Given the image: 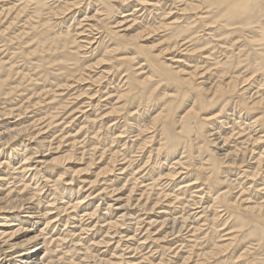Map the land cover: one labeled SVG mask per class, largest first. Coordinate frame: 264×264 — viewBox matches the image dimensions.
<instances>
[{
	"label": "rangeland",
	"instance_id": "obj_1",
	"mask_svg": "<svg viewBox=\"0 0 264 264\" xmlns=\"http://www.w3.org/2000/svg\"><path fill=\"white\" fill-rule=\"evenodd\" d=\"M32 1L31 0L30 1L29 0L28 1L27 0H0V14L2 15V16L0 15V24L4 25V26L0 25V27H1L0 32H2V33H0V35H1L0 36V38H1L0 42L2 43L0 45L1 46L4 45L3 46L4 51L1 50L2 47L0 46L1 47L0 48V53H1V55H0V61L1 62L0 63H2L4 65L7 64L8 68L9 67L13 68L15 65H16L15 67H17L16 68L17 70L14 67V69L17 71V73L14 70V71H12V74H11L12 79L14 81L16 80V82L12 81L13 84L10 83L12 80L11 79L9 81V84H7L8 86L6 85V87H5V90L7 93L10 92L9 90H11L12 86H13V88H16V89L12 91V93H11L12 95L11 94H9V95L4 94L5 96L7 95V97H9V98H6L4 95L0 96L1 97L0 109H4V108L11 109V108H13V109H17L19 111V109L21 108L22 110H25L26 111V113H24L25 116L23 114H22L23 115L22 117H17L14 115L15 118L11 117V118H9V121L10 122H21V121H23L24 124H28L30 122L31 123L35 122L36 124L40 123L37 125V127L40 130H42V132H45L44 135H46L48 141L52 142V145H53L52 147H54L56 145V143L58 142L57 145L61 144L60 150L63 151V152L60 151L61 154L62 153L64 154L66 151L67 152H69V151L74 152L76 157L80 158L81 160L78 159L74 162L72 161V163L65 162L64 164L59 165V166L55 165V164H50V163L45 164L47 162H45V161H44L45 163L43 161L41 162V160L39 161V159H41V157L45 154H48L47 157H51V156L55 155L53 153V152H55L54 149L51 151L52 153L51 152L48 153V151L45 149H42V151H41V149L37 148V146L35 145L36 142L31 143V144L29 143L30 147L28 146L29 148L27 147L28 148L27 150H26V148L23 149V147H22L21 148L22 151L20 150L19 152L21 155H24L23 153H28V152L33 153L34 152L33 156L35 159H33V162L31 164L32 165L34 164L33 167H36V169L33 171L38 173L37 177L36 176L34 177L33 175H31V172L24 174V172H22L21 169L19 171H18V169H16V171H15L14 168L21 166L20 165L21 163H19L18 158H16V159L13 158L12 159V163H13L12 165H14V166H13V168H12V165L9 166L12 169L9 168L7 165H4V164H2L0 167L3 170H5V171H3L0 169V172H1L0 177L2 176V177L7 179L5 182L3 181V183H2V181H0V190L2 191V189H4V191L5 190L8 191L9 189H14L12 191L13 193H16V192H21V194H27L28 193L27 197H29L30 193H32L33 190L37 189L36 193H37V197L39 200H34L33 202H35V203H33V205L39 204L40 211H42L43 213H46L47 216L50 217L49 220H52L51 221L52 224H50L51 226H48L47 229L45 231H43L44 232L43 237H45V235H46L45 238L48 237L47 239L53 240L48 245L50 248L47 252V255L49 256V259L47 258V261L50 260L49 264H59V263L60 264H109V263L110 264H117V263L118 264H125V263L126 264H188V263H190V264H193V263L194 264H201V263L202 264H207V263L208 264H213V263L214 264H216V263L217 264H264V239H260V236H258L257 233L252 232V231H255V227H254L255 225L251 222H248V220H246L248 222V224H246L245 226L241 225L240 222L238 221V219H235V217L232 215L231 209H229L219 199L215 200L216 197L224 198L226 196L225 198L228 200V202H230V200H232L230 204L233 205L232 207H234V210L237 211V209H238L237 212L242 214V216H244V214L247 212L246 211V207H247L246 203L248 202L247 199H250L249 200L250 204H256L257 203L259 205L260 204L264 205V191H263L264 190V187H263L264 186V162L261 163V164H263V166L261 165L258 167L257 160H256L260 154H261V157H264V136H263L264 135V132H263L264 131V106H263L264 104L261 106H257L255 110H250V111H248L247 109H245L241 105V100L246 99L247 98L246 96L248 94L250 96H252L251 99L254 97L253 98L254 100H257L259 98H264V71H261V70L255 71V68H253V66L254 67L256 66V63L253 60L255 57L254 51L256 48L258 49L259 46L249 44V41H248V38H251L252 36L257 35L259 25L264 24V12L261 14V17L259 18L260 20L258 19V22L254 23V25L256 24V26L253 27V25H252L253 28L249 27V28L242 31V30H238L239 25L236 24L234 26L232 25L228 29L219 30V29H217L218 24L213 23L214 24L213 25L210 22H202L201 18L206 17L207 15L204 14L206 11L205 5L204 4L201 5L200 2H196V3L199 4L198 6H200L201 8L199 7L196 11L194 10L192 12H191V10H187V12H186L185 11L186 2H189L190 0L189 1L188 0H176V1L175 0H171V1L170 0H162V1L161 0H149V1L148 0H138V1L137 0H132V1L127 0V2L122 1V3H121V0L120 1L112 0L113 4L115 3L114 7H116V5H117V8H116L117 13H115L113 15V17L109 20L110 26L112 28H114L113 26H115V25L119 26L118 24L120 22H123V23H120V26L125 24V26H128L130 28L129 32H130V34H132L133 32L135 33L136 31L139 32L142 30H146L147 28H150L151 26L158 27V25H160V22L165 23L167 27L162 28L161 30L157 31L156 33H152L151 35H149L151 38H149L147 40L148 41L147 43H149V44L150 43L151 44L152 43L153 44H160V46L158 47V50H157L158 53L161 51V49L168 48V46L171 43V46L173 47L172 50L167 52L168 54L166 53L165 55H163V57H161V59L164 60L165 58L169 59L171 57V59L177 61V62L168 61L169 63L174 64L173 66L179 67V68L183 67L184 70H186L185 71L186 73L196 72L197 74L195 75V78H194V81L196 84L200 83V85L204 86V83H205L204 87L207 88V86L210 87L211 85L215 84L216 80L218 82V80L220 79L218 72L224 68V67H221V65H223L222 63H224V62L230 63V65L229 64L227 65L228 68L226 67L227 69L225 70V72L227 71V75H226L227 77L226 78H228V75L229 76L231 75L234 77L235 76L239 77V78L241 77V81L246 80L245 82H241V84H239V88H240L239 90L240 91L237 92L231 98H229V101L226 103V106H225V110H224L225 115L224 116L220 112V109L223 106L215 107L212 109H207L205 111H200L198 113V114H200L198 116L199 117L198 120H199V122L201 121V123H203L205 125V127H207L206 129H209V131H211V130L217 131L219 129V132L222 131L221 132L222 137H226V138L230 137V139L232 138L231 139L232 141L230 139L228 140L230 142L227 143L228 144L227 145V151H233V150L236 151L237 149L241 148L243 150V152L244 151L247 152L250 149H254L255 154L253 153L252 157L256 156V158L254 160L252 159V161H251L252 157L250 154L248 155V152H247L246 158L250 161V163L247 162L248 160L245 158L246 162L243 164V166H242L243 168L237 167V166H231V165L229 166L227 164L222 165L221 169L223 171L220 170V173H218V175H217L221 179L220 182L223 183V186H222L221 183L214 182V181H211L212 183L211 182L209 183V181H207L205 179L208 175H210V171H209L208 167L211 165L212 161L208 160L209 157L207 156V153H205L204 151L201 152L202 158L200 157V155L198 157L199 152L197 154V151H198L197 145H194L192 148L193 152L196 150L194 153L192 152L194 154L191 156L192 158H189L190 155H188V153L186 154L187 157H184L185 153H183V152L177 153L176 152L175 154L177 157H175V154L174 155L171 154V156L165 160V157L167 155L165 147H164L165 142H166V140H165L166 135H165V132H163V130H161L162 122L161 121H159V122L153 121V123H151V121L159 113L162 112L165 114L164 111L167 109V107L169 105V101L173 100L176 97L173 100V102H176V101L179 102V99H181L184 96V94L183 95L179 94L178 90L175 88L174 85L173 86L168 85L166 87V83L162 79H160L158 76L157 77L152 76L153 79L155 78L154 79L155 82H153V79H152V80H149L150 81L149 83L151 85H153V84L154 85L151 86L148 84V86H150L152 89L154 87V90H151V91H153L152 92L153 96L150 95L149 98L152 99L155 97L154 101H156V103L154 101L148 102L146 104H151V105L148 107L145 106L146 108L144 107V104L140 106L138 103L139 98L134 97V94H133L134 92H130V86L128 85V82L126 81L125 73L123 71H121L124 74L123 75L121 72H119L120 71V69L118 68L119 64L116 65L117 61H118V63L120 61L118 58L122 59L123 57H133V56L136 57L137 56V58L133 57V61L135 63V68H138V71L140 73L139 75H141V76L151 75V73L149 72L150 68H148V63L145 60V57L143 56V54L139 53V55H138L137 50L135 48H133V46L130 44L124 46V49H125L124 51L118 50L116 54L113 53L114 55L112 54V55L106 56V59L107 58L108 59L104 60L102 62L104 64H102V63H100L101 65L97 64V62L105 54V48L106 47H108V48L118 47V45H117L118 40L112 41V39L106 35L107 33L105 34V33L100 32V31H102V28H100L101 27L100 23H99L100 24L99 25V24H97V22L96 23L93 22L96 24L95 26H93L92 21L91 20L88 21V19H86L87 16H92V14H94V12H95V14H97L96 15L97 17H100V18L102 17L101 19H104V20L106 19L105 16L108 14V12L105 10V8H104L105 6L103 4H101L100 1H97V0H94V1H92V0L91 1L79 0V1H81V3L79 5H77L76 8H78V9L72 8L71 9L72 11H70V13H69V11H66L67 13L66 14L64 13V16H63V13H61L60 15L59 14L57 15V14H54L53 12H51V10L54 8H55L54 10H56L57 6H59L60 3L63 2V0H60V2L58 0H45V1H47L48 4L55 6V7L53 8L52 6L48 5L49 10H47L48 7H46V9L43 11V14L41 16L36 15L34 13V8H35L34 4L38 0H35V1L32 0ZM129 1H131V2H129ZM139 1H141V2H139ZM152 1L154 2V4ZM158 1H160V2L158 3ZM82 2H84V3H82ZM144 2H147V4ZM18 3H20V4L22 3V4L20 5ZM28 3H30V6L31 7L33 6V7L31 8ZM150 3H152L153 5ZM31 4H33V5H31ZM94 4H95V6H94ZM137 4L141 5V6L139 7ZM96 5L100 6V7H97ZM132 5H133V7H132ZM158 5H160L158 7L159 11H157ZM24 7H25V10H23ZM127 7L129 9H127ZM142 7L144 8V10L142 9ZM146 7H148V8H146ZM180 7H181V9H180ZM135 8H137V10L138 9L139 10L136 11ZM140 8H141V10H140ZM96 9L99 10L98 13H96ZM101 10H103V11H101ZM27 11H30V12H27ZM119 11H120V13H118ZM122 11H123V13H121ZM175 11H177V12L175 13ZM51 13H52V15H51ZM75 13H76V15H75ZM84 13H86V14H84ZM198 13L201 15L199 16ZM47 14L49 16H47ZM149 14H152V15H149ZM154 14L156 15L157 19H155ZM24 15H25V17H24ZM43 15H45V16L43 17ZM84 15L85 16L87 15V16L85 17ZM14 16H15V18H13ZM36 16L41 17V18H38V17L36 18ZM50 16L51 17L55 16V17L50 19ZM111 16L109 15V17H111ZM158 16H159V19H158ZM6 17H7V21H5ZM20 17H23V18H20ZM199 18H200V20H199ZM20 19H22L23 21H21ZM78 19L81 20V22H79ZM116 19H118V20H116ZM39 20H42V21H39ZM125 20L127 23L125 22ZM130 20H132V21H130ZM165 20H166V22H165ZM205 20H208V19H205ZM32 21H34V22H32ZM35 21H36V23H35ZM62 21L66 24H64ZM90 21H91V26H90ZM174 21H177L176 26L170 27V24L173 23ZM39 22H41V23H39ZM56 22H59L58 24L60 25V27ZM34 23H35V25H33ZM37 23H38V25H37ZM61 23L63 24V26H61L62 25ZM102 23L105 24V22H102ZM145 23L146 24L148 23V24L146 25ZM10 24L13 26L11 27ZM29 24L32 26H30ZM76 24H78V25H76ZM83 24H84L85 28H83ZM153 24H155V25H153ZM21 25H22V27H20ZM179 25H183V26L189 25L192 27V31L189 32L188 34L187 33H176V29L178 28ZM17 26H19V27H17ZM23 26L24 27L27 26L26 28L32 27L34 30L33 29H26ZM80 26H81V28H80ZM116 26H115V28H116ZM58 27H59V29H58ZM90 27H92V28H90ZM95 27H96V29H93ZM11 28H14L15 30L11 29ZM18 28H20V29H18ZM21 28H23V29H21ZM53 28L55 30H53ZM117 28L115 30H118V29L121 30L120 28H118V29ZM134 28H136V29H134ZM36 29L39 31L42 29L41 31L44 33H47L50 31V32L54 33V35H56L58 33L60 34L62 30L64 33H67L69 31L72 36L75 35V37L78 38L77 43H79V45L81 44V48L77 43L71 44L73 46L72 48L70 47L71 45H68L69 51L72 50L71 52L77 51V48H78L79 49L78 51H80L79 56L81 57L79 61L71 60V61L67 62V64L69 65L68 68L70 67L67 70H70V74L72 73L71 75H68V76L64 75L63 73H65V70H62V72L60 73L61 70L59 69L58 66H54L53 62H50V64H47L46 65L47 67L44 68L42 66V62H41L40 57H35V58L31 59V57H32L31 55H28V56H30V57H28V56H25L22 54V49H25L26 51L29 52L32 49H34L35 44L37 46V40L34 39V33L37 31ZM64 29H65V31H64ZM88 29L90 30V32L88 31ZM3 30H5V31H3ZM18 30H23L24 32L21 31V32H23V33H21ZM226 30H228L229 33H227ZM224 31L227 34L224 33ZM238 31H240L241 33H239ZM50 32H49V34L51 35L52 33H50ZM210 32H212V33H210ZM237 32L239 34H237ZM121 33L123 34V31ZM242 33L245 34L246 36L243 35ZM7 34L9 37L7 36ZM11 34H13V35H11ZM19 34L22 37H20ZM82 34H83V36H82ZM104 34L107 37L102 36ZM249 34H251V35L249 36ZM17 35H19V36H17ZM54 35L52 34V36H54ZM236 35L238 38L236 37ZM6 36H7V38H6ZM10 36H12L13 39ZM216 36H218V37H216ZM230 36H231V39H230ZM79 37H81V38H79ZM166 37H168V38L166 39ZM179 37H181V39ZM188 37H190V38H188ZM14 38H15V40H14ZM102 38H104L103 39L104 41H102ZM11 39H12V41H11ZM19 39H20V41L21 40L22 41L21 42L18 41ZM168 39L172 40V41L170 43H167L166 40H168ZM16 40L18 41V43H16L17 42ZM99 40H101V41H99ZM183 40H185V41H183ZM78 41H80V42H78ZM176 41L179 44L176 45L175 44ZM226 41H228V42H226ZM10 42H14V44L12 43V45H10L11 44ZM97 42H99V43H97ZM216 42H217V44H216ZM7 43H10L9 46ZM49 43H50V41H49ZM144 43H146V42H144ZM220 43H222V44H220ZM15 44H16V47H15ZM183 44H184V46H183ZM215 44H216V46H215ZM97 45H99V46H97ZM110 45H111V47H110ZM225 45H226V47H225ZM95 46H97L98 48ZM175 46H177V48ZM4 47H6V48H4ZM129 47H130V49H129ZM183 47H185V48H183ZM132 48H133V50H132ZM10 49H11V51L8 52V50H10ZM129 50H130V52H129ZM188 50H189V52H188ZM223 50H224V52H222ZM100 52L102 54H100ZM127 52H128V54H126ZM8 53H9V55H8ZM96 53L99 54L98 57H100V58L96 57L97 56ZM44 54H46V53H43L42 55H44ZM5 55H7V56H5ZM42 55H39V56H42ZM200 55L202 57H203V55H205V56L202 58ZM113 56H115V58ZM206 56H208L209 59H207ZM217 57H218V59H217ZM10 58H11V60H6V59H10ZM61 58H63V57H61ZM95 58H97V59L95 60ZM113 60H115V62ZM94 61H96V62H94ZM213 61H214V63H213ZM8 63H9V65H8ZM85 63H86V65H84ZM21 65H22V67H20ZM110 65H111V67H109ZM7 66H6V68H7ZM73 67H74V69L79 71V74L76 70L73 69ZM115 67L118 69V70L116 69L117 71L115 70ZM42 68H43V70H42ZM80 69L81 70L83 69L82 71H84V72H82ZM103 69L106 71L104 72ZM122 69L123 68H121V70ZM49 70H51L52 72ZM57 70L59 71V75H57L58 74ZM26 72H27V74H26ZM28 72H29L30 76L28 75ZM101 72L102 73L104 72V74H102ZM214 72H216V73H214ZM15 73H16V75H15ZM31 74H33V75H31ZM46 74H48V75H46ZM62 74L65 78L63 76H61ZM66 74H68V73H66ZM100 74H101V77H100ZM13 75H15V76H13ZM23 75L25 76V78ZM102 75H104V76H102ZM55 76L56 77L58 76L57 79ZM71 76L74 77V80H73V77L71 78ZM81 76L83 78H81ZM202 76H204V77H202ZM17 77H18V79H21V77L24 78V79H21L23 82L21 80H17ZM37 78H39V79H37ZM62 78H64V81ZM82 79H85L84 82ZM88 79H90V80H88ZM156 79L157 80L159 79L158 81L160 82V84ZM24 80H25V82H27L26 84H25ZM40 80H42V81H40ZM55 80L57 81V86H55L56 85ZM45 81H46V83H45ZM58 81H60V82H58ZM21 82L23 83V85ZM151 82H153V84ZM202 82H204V83H202ZM15 83L18 85L14 86ZM43 84H44V86H43ZM64 84L66 85V87ZM68 84H69V86H68ZM157 84H159V85H157ZM10 85H12V86H10ZM19 86H21L22 88ZM169 86H171V87L169 88ZM8 87H10V88H8ZM26 87H27V89H29V91L27 89H25ZM126 87H128L129 89H127ZM71 89H72V91H71ZM171 89H173V90H171ZM155 90H156V92H155ZM21 91H23L24 94ZM172 91H174V92H172ZM19 92H20V94H19ZM33 92H34V94H33ZM36 92H38V93H36ZM44 92H46V93L44 94ZM175 92H177L178 94ZM251 92H254L253 93L254 95ZM30 93L33 94V96ZM14 94L17 95V97H15ZM35 94L37 96H35ZM24 95L26 97H23ZM121 95H123V96H121ZM174 95H175V97H174ZM249 95H248V98H250ZM10 96H12L13 98ZM31 96H32V98H31ZM34 96L36 97V99ZM119 96H121V97H119ZM146 97H148V96H146ZM20 98H21V101H24V102H21ZM53 99H54V101H53ZM27 100L29 103H27ZM165 100H166V102H165ZM5 101H8V104ZM42 101H43V103H42ZM133 101H135V102H133ZM187 101H189V102H187ZM187 101H185L183 103L182 107L178 108L177 115L175 117L176 120H179V118L182 117L186 113V111L192 106L193 101L191 100V98ZM16 103L17 104L19 103L18 104L19 109L16 108L18 106ZM34 103H36V104H34ZM40 104H41V106H40ZM134 104H135V106H134ZM13 105H14V107H13ZM25 105H26V107L23 108ZM33 105H34V107H33ZM61 105H63V106L60 107ZM131 105H132V107H131ZM116 106L118 107V109ZM139 107H140V109H139ZM228 107L231 109H229ZM113 108H116L117 112L112 113ZM89 109H90V111H89ZM16 111H15V114L18 113ZM25 111H22V112H25ZM131 111H133V112H131ZM42 112H45V113H42ZM128 112H131V114ZM236 112H238V113H236ZM47 114L49 115V117ZM232 114L234 115V117ZM211 115H213L215 117H220L222 115L223 117H221V119H224L225 123H227L225 126H223L224 128L223 127L218 128V126L220 124H218L219 120H216V118L213 121H209V122L205 121V117H209ZM230 115H231V117H230ZM131 116H132V118H131ZM43 117H45V118H43ZM91 117H92V119H91ZM232 117L236 118L235 121H233ZM38 118H40V120ZM254 118H260L261 120L258 124H255V126H252L251 122L254 120ZM25 119H27V120H25ZM32 119L34 121H32ZM221 119H220V121H221ZM149 120H151V121H149ZM92 121H96V122H92ZM247 121H249V122H247ZM145 122H147V123H145ZM148 122H149V124H148ZM137 123H140L141 127L136 126ZM206 123H207V125H206ZM228 123L230 125L231 124L232 125L230 126ZM216 124H217V126H216ZM228 126L230 127V129L228 128ZM135 127H137V128L135 129ZM255 127H256V129H255ZM179 128H180L179 123H177L175 126V129H177V131H178ZM214 128H215V130H214ZM46 129L47 130L51 129V131H47ZM130 129L133 131H131ZM227 130H229V131H227ZM127 131H129V132H127ZM161 131L163 132L162 134H161ZM233 131H235V132H233ZM136 132L137 133L140 132L141 134L137 135ZM46 133H48V134H46ZM228 134H229V136H228ZM162 135H164V136H162ZM241 135H242V137H241ZM257 136L263 137L260 140V142H258L256 144H252L251 141H247L249 138H251V139L254 137L258 138ZM49 138H50V140H49ZM138 138H140V139L142 138V140H140ZM245 139H247V140H245ZM138 140H140L141 142ZM164 140H165V142H163ZM162 142H163V144H162ZM154 144H155V146H154ZM142 146H145V147L143 148ZM138 147H140V148H138ZM213 148H212V146L210 147L211 150L218 151V148H216L215 146H213ZM142 149H143V151H142ZM159 149L161 150V152L159 151ZM46 151H47V153H46ZM157 152H158V154H157ZM218 152L221 153V151H218ZM180 154H183V156ZM239 154H240L239 158L241 159L244 155L241 152ZM3 155H4L3 153L0 155V157H1L0 161L5 163L6 160L4 157H6L7 155L5 154L6 156L4 155V157H3ZM194 156H196V158ZM157 157H158V159H157ZM171 157H172V159H171ZM179 157L182 158L180 160V162H182V164L176 162V160H178ZM93 158L95 159V164L90 168L89 171H81V173L80 172L77 173L76 170L84 168L87 165L85 163H88V161L93 159ZM187 158H188V160L190 159V161H188ZM197 158H200V159H197ZM150 159H152V160H150ZM196 159L198 160L197 162H196ZM242 159H244V157ZM185 160H187L188 162L186 163ZM154 161H156V162H154ZM157 162H159L158 165H156ZM193 162H196L197 164L196 163L193 164ZM198 162L200 163L199 165H198ZM202 162H206L204 164V166L201 165ZM251 162L253 164H251ZM163 163H164V165H163ZM175 163L177 164L176 166H175ZM246 163L248 165H246ZM152 164L154 166H152ZM155 165H156V167H155ZM106 166H109V167L115 166L113 168L114 169L113 172L107 173L105 175H101L100 177H98L97 176L98 171L101 168L106 167ZM226 166H228V167H226ZM245 166L246 167L250 166V168L249 167L246 168ZM153 167H155L156 169L159 168V170L158 169L155 170ZM182 167H184V168H182ZM206 167H207V169H206ZM193 168L195 170H193ZM122 169H125V170L122 171ZM245 169H247V170L245 171ZM257 169H259L260 174L256 177V179L254 181L255 184H253V181L248 179L246 174L250 173V171H252V170H257ZM225 171H228V172H225ZM247 171H249V172H247ZM18 172H21V173H18ZM120 172H123V173L121 174ZM159 172H162V174H163L162 177L159 178V180H158L159 186L156 185L155 188H152L153 181L155 179H158L157 177H159L158 176ZM163 172L164 173L167 172V174H169L170 172L173 174H176V178L175 177H173V178L165 177L164 178L166 173L164 174ZM188 172H190V175ZM191 172H192V174H191ZM239 172H241V173L239 174ZM4 173H6V174H4ZM14 173H15V176L13 175ZM186 173L188 175H186ZM193 173H194V175H193ZM19 174H24V176H20ZM183 174H185V175H183ZM17 175H18V177H17ZM226 175L228 176L229 181L231 178L229 176H232L231 181H233L232 179H238L239 180V178L241 180H239V181L237 180L238 185L237 184L233 185V183H235V182H232V183L227 182L228 180L225 177ZM13 176H14V178H13ZM42 176H43V178H41ZM188 176H190V177L186 178ZM58 177L59 178L61 177L60 181H59ZM194 177L195 178L199 177L200 180H196L197 183L194 185L187 186L188 184L196 182ZM18 178H20V180ZM185 179H186V181H184ZM262 179H263V181H262ZM171 180H173V181H171ZM10 181H11V183H10ZM248 181H251V182H248ZM23 182H24V184H23ZM134 182H137V183L135 184ZM164 182H165V184H164ZM185 182L187 183V185ZM206 182H207V184L209 183L208 186H210V184H211V186L214 188H211L210 190L207 189L208 187L207 186L205 187ZM14 183L15 184L17 183L18 185L17 184L13 185ZM68 183H70V184H68ZM147 183L149 184V187H148V185H146ZM224 183H225V185H224ZM93 184L96 186H94ZM124 184H125V186L127 185L126 186L127 188L124 187V190L122 191V195H124L123 197L130 195L131 189L133 187H135L134 185H138L135 188L136 190L134 189V191H133V193L134 192H136V193L132 194L134 199H138L142 195L143 192L145 193V191H146L145 189H147V191H146V194L144 195L145 197L143 196L141 198L142 202L148 201L147 204L150 206V205H153L155 203V199L160 198L159 202L161 204H159L157 206L158 208L156 207L153 212L156 213L157 211H159L160 208L162 209L164 207V209L167 210L166 213L169 216L170 215H172V216L169 217L166 213H163L160 216H162V215H164L162 217L166 216L167 218H169L171 220V223L173 222L172 220H175L176 224L178 223L177 227L181 228L180 233L182 232V234H177L179 232H177L175 235L168 234V232L171 231V229L169 227H171L170 225H172V224H169L168 226L162 227L163 229L158 224L157 225L161 229H159V227L157 225H154V226L148 225L147 222H149V219H150L149 217L150 216L155 217L154 213L149 212V210H148V212H146V211L136 209V212H135V209H133V210H131V212H133V211L135 212V213L133 212V215H134V217H133V215H129V214L127 215V213L130 210L117 209L118 204H116L117 203L116 198L121 193L118 194L115 192L113 194L112 191H113V189H115V187L119 188V187H122V185H124ZM184 184H185V186H184ZM1 185H4V186H1ZM24 185H27L28 187H27V190H22L23 191V193H22V191L19 189H23ZM132 185H133V187H132ZM144 185L147 187H145ZM160 185H163V186H160ZM108 186H109V188H108ZM233 186L234 187L236 186L235 187L236 189ZM187 187L191 188L190 191ZM238 187H239V189H237ZM81 188H83V189H81ZM140 188H142L143 191ZM150 188H152V189H150ZM154 189H155V191H151ZM227 189H229V190H227ZM95 190H97V191H95ZM192 190L194 191V193ZM207 190L212 191L214 194L212 192H210L209 196H208V194H206ZM215 190H217V192H215ZM243 190H247V191L245 193H243ZM7 191H5V192H7ZM108 191L111 192L112 195ZM169 191H171V192H169ZM148 192L150 193V195L148 194ZM176 192L179 193L178 196L180 198L177 196ZM256 192H257V194H256ZM162 193H163V195H162ZM181 193L184 195H182ZM188 194H189V196H188ZM201 194H203V195L201 196ZM56 195H58L59 198ZM158 195L160 197H158ZM162 196L166 197V198H164V197L162 198L163 203L161 202ZM243 196H245L247 199ZM136 197H138V198H136ZM200 197L201 198L204 197L202 204L194 205L193 202L198 203L200 201ZM240 197H243V198H240ZM79 199H84V200L81 201ZM191 199H192V201H191ZM256 199L259 201H257ZM152 200H154L153 201L154 203L150 202ZM241 200H244V201L241 202ZM183 201H185L186 204L188 203L187 206H186L185 202L182 203ZM189 201L191 202L192 207L194 206L193 208H191V206L189 205L190 204ZM262 201H263V203H262ZM77 202H78V204H77ZM135 203H136V200H135ZM75 204H77V206ZM109 204H112L113 207H109ZM208 204H210V207H208V209H207L206 207L208 206ZM202 205L204 206L203 208L199 207ZM216 205L219 207H217ZM107 206H108V208H107ZM167 206L168 207L170 206V207L168 208ZM188 206H189V208H188ZM223 206H224V208H223ZM235 206L238 208H235ZM239 206H241V207H239ZM55 207H57V208H55ZM59 208H60V210H59ZM67 209H68V211H66ZM109 209H110V211H109ZM56 210H57V212H56ZM93 211H94V213H93ZM71 212H72V214H71ZM59 214H60V216H59ZM68 214H70L71 217H70V215L68 216ZM89 214H91L92 216ZM86 215H87V217H86ZM123 215H125L124 216L125 218L122 217ZM202 215L203 216L206 215V216L203 217ZM90 216H91V218H90ZM128 216H130V217H128ZM183 216H186L187 218L183 217ZM246 216H244V217H246ZM176 217H179V219ZM57 218L59 220H57ZM60 218H63V219L60 220ZM112 218H113V220H110ZM172 218H174V219H172ZM180 218L183 220H180ZM189 218L192 219V222H191V219L188 221ZM105 219H106V221H105ZM124 219H125V221H124ZM55 220L58 222H56ZM110 221H112V222H110ZM116 221H118L119 223ZM179 221H180V223H179ZM42 222H43V220H41V223H39L36 226H33V222H31V221H29L25 224L27 226L29 225L28 227H30V228L33 227L31 229L38 230L39 228L42 229L45 227V225ZM113 222H114L115 226H114ZM137 222H139V223L137 224ZM189 222H191V223L189 224ZM60 223L65 224V226L63 224H62L63 225L62 226ZM96 223H98V224H96ZM55 224H57V225H55ZM250 224H251V226H250ZM52 225H53V227H52ZM188 225H190V226H188ZM193 225L195 228L192 227ZM97 226H99V227H97ZM180 226H183V227H180ZM0 227H4V225H0ZM184 227H186V228H184ZM190 227L193 228V231ZM5 228H8V227H5ZM182 228H183V230H182ZM196 228H197V230H196ZM60 229H61V231H60ZM189 229H190V232H189ZM67 230L69 233L67 232ZM199 230H200V232H199ZM54 235H56V236H54ZM77 235L79 236V238ZM188 235H190V236H188ZM68 236H70V238ZM131 236L134 238H132ZM145 236H147V237H145ZM176 236H179V237H176ZM59 237H61V239H59ZM103 237H105V238H103ZM122 237H124V238H122ZM135 237H137V238H135ZM143 238L146 242L143 241ZM172 238H174L175 240ZM57 239H58V241L56 242ZM75 239H76V241H73ZM59 240H61V242ZM126 240L127 241L129 240V241L127 242ZM195 240H197V241H195ZM101 242H102V244H101ZM123 243H125V244H123ZM129 243H131V244L134 243L135 245L134 244L131 245ZM195 243H196V245H195ZM116 245H118V246H116ZM120 245H121V247H120ZM223 245H224V247H223ZM128 247H130L129 248L130 250L128 249ZM131 247H133V248H131ZM54 248H55V250H54ZM136 248L138 251L136 250ZM215 248H217V249H215ZM126 249H128V250H126ZM49 251H51V252H49ZM132 251H134V252H132ZM173 252H175V253H173ZM194 252H196V253L199 252V253L195 254ZM203 252H205V253L203 254ZM211 252H213V254ZM209 253H211V255ZM55 255H57V256H55ZM197 255H198V258H197ZM194 256H196V257H194ZM51 257H53V258H51ZM59 257H60V259H59ZM78 258H80V259H78ZM190 258H191V260H189ZM51 259L52 260L54 259L53 263L51 262ZM55 259H57V260H55ZM70 261H71V263H70Z\"/></svg>",
	"mask_w": 264,
	"mask_h": 264
},
{
	"label": "bare ground",
	"instance_id": "obj_2",
	"mask_svg": "<svg viewBox=\"0 0 264 264\" xmlns=\"http://www.w3.org/2000/svg\"><path fill=\"white\" fill-rule=\"evenodd\" d=\"M28 1V0H27ZM30 1V0H29ZM32 1V0H31ZM35 1V0H34ZM59 2H60V0H58ZM83 1V0H82ZM86 1V0H85ZM89 1H91V0H89ZM92 1H94V0H92ZM97 1H100L101 2V4H103L105 7V10L108 12V16L106 15L105 17H106V19L104 20V19H101L100 17H97L96 15L97 14H95V12H94V14H92V16H85L86 17V19H88V21L89 20H91L92 21V25L93 26H95L96 24V22H97V24H99L101 27L100 28H102V31H100L101 33H107L106 35L108 36V37H110L111 39H112V41L113 40H118L117 42H118V47H116V48H108V47H106L105 48V54L103 55V57L97 62V64H100V63H102L104 60H107L106 59V56H108V55H112L113 53H117V51L118 50H125L124 49V46L125 45H128V44H130V45H132L133 46V48H135L136 50H137V53H138V55H139V53H141V54H143V56L145 57V60L147 61V63H148V68H150V73H151V75H149V76H141V75H139L140 73H139V71H138V68H135V63H134V61H133V57H123L122 59L121 58H118L120 61H119V63H118V61H117V64L116 65H118L119 64V66H118V68L120 69V71L119 72H121V71H123L124 73H125V78H126V81L128 82V85L130 86V92H134L133 94H134V97H136V98H139V101H138V103H139V105L141 106V105H143L144 104V107L145 106H150L151 104H146V103H148V102H153L155 99V97L154 98H149V96L150 95H152V92L153 91H151V90H154V87H153V89L150 87V86H148V84L149 85H151L149 82V80H152L153 79V77L152 76H158L160 79H162L165 83H166V87L168 86V85H174L175 86V88L178 90V92H179V94H184V96L181 98V99H179V102H177L176 100V102H173V100L176 98L175 97V95H174V99L173 100H171V101H169V105H168V107H167V109L164 111L165 112V114L164 113H157L158 115L157 116H155L154 118H153V120L151 121V120H149V121H151V123H153V121L154 122H159V121H161L162 122V125H161V130H163V132H165V135H166V137H165V140H166V142H165V140L163 141V142H165V145H164V147H165V150H166V153H167V155H166V157H165V160L166 159H168L170 156H171V154H175L176 152L178 153H181V152H183V153H185V156L184 157H187L186 156V154L188 153V155H190L189 156V158H192L191 156L192 155H194L193 153L196 151H192V148H193V146L194 145H197V147H198V151H197V154H198V152H199V154H198V157H199V155H200V157L202 158V156H201V152H205V153H207V156L209 157V159L208 160H211L212 161V163H211V165L208 167V169H209V171H210V175H208L205 179L207 180V181H209V183L211 182V181H214V182H218V183H221L220 181H221V179L217 176L218 175V173H220V170H222L221 169V167H222V165L223 164H227V165H231V166H237V167H242L243 166V164L246 162V160H245V158H246V154H247V152H248V155L250 154L251 155V157H252V154L254 153V149H248L249 151H244L243 152V150L240 148V149H237L236 151L235 150H233V151H227V143H229L230 141H228L229 139H230V137H228L229 136V134H228V138H226V137H222V131L221 132H219V129L217 130V131H213V130H211V131H209V129H206L207 127H205V125L203 124V123H201V121L199 122V120H198V116L200 115V114H198L200 111H205V110H207V109H212V108H215V107H221V106H223L221 109H220V112L223 114V116L225 115L224 114V110H225V106H226V103L229 101V98H231L232 96H234L237 92H239L240 90V88H239V84H241V82H245L246 80H244V81H241V77L239 78V77H234V76H229L228 75V78H226L227 76V71L225 72V70L228 68V64L230 65V63H222L223 65H221V67H224L223 69H221V71H219L218 73V75H219V77H220V79L218 80V82H217V80H216V83L215 84H213V85H211L210 87H208L207 85V88H205L204 86H205V81L204 82H202V83H204V86L203 85H200V83L199 84H196L195 83V81H194V78H195V75L197 74L196 72H194V73H186L185 71L186 70H184V68L183 67H181V68H179V67H175V66H173L174 64H172V63H169L168 61H175V60H173V59H171V57L169 58V59H164V60H162L161 59V57H163V55H165L167 52H169V51H171L172 50V46H171V41L172 40H166L167 41V43H170V45L168 46V48H165V49H161V51L158 53V47L160 46V44H149V43H147L148 41V39L149 38H151L149 35H151L152 33H156L157 31H159V30H161L162 28H166L167 26H166V24L165 23H161L160 22V25H158V27H153V26H151L150 28H147L146 30H142V31H136L135 33L133 32L132 34H130V32H129V30H130V28L128 27V26H125V24L124 25H122V26H120V23H123V22H120L118 25L119 26H116V28L118 27V28H120L121 30H119L118 28V30H115L116 28H115V26H113L114 28H112L111 26H110V23H109V20L113 17V15L115 14V13H117V10H116V8H117V5H116V7H114L115 5V3L113 4V2H112V0H97ZM114 1H120V0H114ZM122 1L123 2H127V0H121V3H122ZM132 1V0H131ZM131 1H129V2H131ZM138 1V0H137ZM149 1V0H148ZM162 1V0H161ZM171 1V0H170ZM176 1V0H175ZM189 1V0H188ZM33 2V1H32ZM31 2V3H32ZM88 2V1H87ZM139 2H141V1H139ZM153 2V1H152ZM160 1H158V3H159ZM196 2H200V4L202 5V4H204L205 5V7H206V11H205V13L204 14H206L207 16L206 17H202L201 18V20H202V22H210V23H214V24H218V28L217 29H219V30H223V29H228V28H230L232 25L234 26V25H236V24H238L239 25V29L238 30H245V29H247V28H253L254 26H256V24L254 25V23L255 22H258V19L261 17V14L264 12V0H190L189 2H186V6H185V11L187 12V10H191V12L192 11H196L200 6H198L199 4H197ZM27 3V2H26ZM57 3V2H56ZM81 3V1H79V0H63V2H61L60 3V5L59 6H57V8H56V10H54L55 8V6H52V5H50V4H48L47 3V1H45V0H38V1H36L35 2V4H34V6H35V8H34V13L36 14V15H39V16H41L42 14H43V11L46 9V7H48V5H50V6H52L54 9H52L51 10V12H53L54 14H61V13H63V16H64V13L66 14L67 12L66 11H69V13H70V11H72L71 9L72 8H76L77 7V5H79ZM82 3H84V2H82ZM86 3V2H85ZM90 3V2H89ZM97 3V2H96ZM95 3V4H96ZM135 3V2H134ZM144 3H146L147 4V2H144ZM149 3V2H148ZM18 4H20V3H18ZM22 4V3H21ZM20 4V5H21ZM24 4V3H23ZM29 4V6H30V3H28ZM95 4H94V6H95ZM130 4V3H129ZM139 4V3H138ZM137 4V5H138ZM150 4H152V3H150ZM153 4H154V2H153ZM152 4V5H153ZM161 4V3H160ZM19 5V6H20ZM31 5H33V4H31ZM122 5V4H121ZM149 5V4H148ZM184 5V4H183ZM6 6V5H5ZM11 6V5H10ZM14 6V5H13ZM91 6V5H90ZM97 6V5H96ZM102 6V5H101ZM123 6V5H122ZM128 6V5H127ZM139 7L141 6V5H138ZM160 5H158L157 6V9H158V7H159ZM17 7V6H16ZM31 7V6H30ZM33 7V6H32ZM31 7V8H32ZM79 7V6H78ZM97 7H100V6H97ZM130 7V6H129ZM132 7H133V5H132ZM136 7V6H135ZM145 7V6H144ZM149 7V6H148ZM148 7H146V8H148ZM153 7V6H152ZM156 7V6H155ZM27 8V7H26ZM103 8V9H104ZM120 8V7H119ZM131 8V7H130ZM150 8V7H149ZM161 8V7H160ZM184 8V7H183ZM201 8V7H200ZM18 9V8H17ZM22 9V8H21ZM76 9H78V8H76ZM100 9V8H99ZM127 9H129L128 7H127ZM136 9V11H138L137 10V8H135ZM142 9L144 10V8L142 7ZM156 9V8H155ZM154 9V10H155ZM180 9H181V7H180ZM23 10H25V7H24V9ZM22 10V11H23ZM47 10H49V7L47 8ZM132 10V9H131ZM140 10H141V8H140ZM179 10V9H178ZM17 11V10H16ZM20 11V10H19ZM21 11V12H22ZM101 11H103V10H101ZM135 11V10H134ZM148 11V10H147ZM151 11V10H150ZM149 11V12H150ZM157 11H159V9L157 10ZM163 11V10H162ZM2 12V11H1ZM27 12H30V11H27ZM49 12V11H48ZM76 12V11H75ZM84 12V11H83ZM99 12V10L98 9H96V13H98ZM141 12V11H140ZM177 11H175V13H176ZM179 12V11H178ZM189 12V11H188ZM6 13V12H5ZM68 13V14H69ZM103 13V12H102ZM101 13V14H102ZM118 13H120V11L118 12ZM121 13H123V11L121 12ZM160 13V12H159ZM190 13V12H189ZM12 14V13H11ZM16 14V13H15ZM45 14V13H44ZM49 14V13H48ZM47 14V16H49ZM67 14V15H68ZM74 14V13H73ZM84 14H86V13H84ZM195 14V13H194ZM203 14V15H204ZM1 15V14H0ZM5 15V14H4ZM51 15H52V13H51ZM75 15H76V13H75ZM109 15L111 16V17H109ZM117 15V14H116ZM128 15V14H127ZM131 15V14H130ZM149 15H152V14H149ZM161 15V14H160ZM187 15V14H186ZM190 15V14H189ZM198 15L200 16L201 14H199L198 13ZM2 16V15H1ZM27 16V15H26ZM45 15H43V17H44ZM62 16V15H61ZM72 16V15H71ZM83 16V17H84ZM101 16V15H100ZM154 16H155V19H157L156 18V15L154 14ZM9 17V16H8ZM18 17V16H17ZM24 17H25V15H24ZM38 16H36V18H37ZM55 17V16H54ZM54 17H51L50 16V19L51 18H54ZM74 17V16H73ZM84 17V18H85ZM89 17V18H88ZM104 17V18H105ZM130 17V16H129ZM148 17V16H147ZM162 17V16H161ZM188 17V16H187ZM186 17V18H187ZM13 18H15V16L13 17ZM20 18H23V17H20ZM38 18H41V17H38ZM60 18V17H59ZM58 18V19H59ZM71 18V17H70ZM75 18V17H74ZM185 18V19H186ZM190 18V17H189ZM4 19V18H3ZM76 19V18H75ZM121 19V18H120ZM132 19V18H131ZM151 19V18H150ZM158 19H159V16H158ZM193 19V18H192ZM205 19H208V20H205ZM21 21H23L22 19H20ZM26 20V19H25ZM24 20V21H25ZM29 20V19H28ZM79 20V19H78ZM116 20H118V19H116ZM128 20V19H127ZM199 20H200V18H199ZM260 20V19H259ZM5 21H7V17H6V20ZM12 21V20H11ZM19 21V20H18ZM20 21V22H21ZM39 21H42V20H39ZM58 21V20H57ZM72 21V20H71ZM91 21H90V26H91ZM124 21V20H123ZM130 21H132V20H130ZM168 21V20H167ZM183 21V20H182ZM185 21V20H184ZM4 22V21H3ZM9 22V21H8ZM15 22V21H14ZM27 22V21H26ZM32 22H34V21H32ZM46 22V21H45ZM63 22V21H62ZM66 22V21H65ZM76 22V21H75ZM79 22H81V20H79ZM78 22V23H79ZM85 22V21H84ZM93 22H95V23H93ZM102 22H105V24L104 23H102ZM125 22H126V20H125ZM124 22V23H125ZM153 22V21H152ZM165 22H166V20H165ZM176 22L177 21H174L173 23H171L170 24V27L171 26H176ZM6 23V22H5ZM30 23V22H29ZM35 23H36V21H35ZM35 23L33 24V25H35ZM39 23H41V22H39ZM57 24L59 23V22H56ZM64 23V22H63ZM77 23V22H76ZM89 23V22H88ZM114 23V22H113ZM117 23V22H116ZM127 23V22H126ZM185 23V22H184ZM12 24V23H11ZM10 24V25H11ZM18 24V23H17ZM62 24V23H61ZM64 24H66V23H64ZM69 24V23H68ZM146 24V23H145ZM148 24V23H147ZM146 24V25H147ZM151 24V23H150ZM178 24V23H177ZM182 24V23H181ZM189 24V23H188ZM204 24V23H203ZM211 24V25H212ZM213 24V25H214ZM261 24V23H260ZM0 25H2V24H0ZM30 25V24H29ZM37 25H38V23H37ZM59 25V24H58ZM76 25H78V24H76ZM86 25V24H85ZM89 25V24H88ZM128 25V24H127ZM136 25V24H135ZM142 25V24H141ZM153 25H155V24H153ZM169 25V24H168ZM209 25V24H208ZM207 25V26H208ZM252 25H253V27H252ZM2 26H4V25H2ZM13 25H11V27H12ZM16 26V25H15ZM14 26V27H15ZM30 26H32V25H30ZM61 26H63V24L61 25ZM67 26V25H66ZM82 26V25H81ZM81 26H80V28H81ZM98 26V25H97ZM103 26V27H102ZM130 26V25H129ZM134 26V25H133ZM145 26V25H144ZM149 26V25H148ZM17 27H19V26H17ZM20 27H22V25L20 26ZM24 27V26H23ZM27 27V26H26ZM26 27H24V28H26ZM35 27V26H34ZM38 27V26H37ZM47 27V26H46ZM53 27V26H52ZM59 27H60V25H59ZM59 27H58V29H59ZM89 27V26H88ZM87 27V28H88ZM146 27V26H145ZM215 27V26H214ZM238 27V26H237ZM1 28V27H0ZM45 28V27H44ZM69 28V27H68ZM83 28H85L84 27V24H83ZM90 28H92V27H90ZM99 28V29H100ZM173 28V27H172ZM11 29H14V28H11ZM17 29V28H16ZM18 29H20V28H18ZM21 29H23V28H21ZM26 29H33L32 27H29V28H26ZM93 29H96V27L95 28H93ZM134 29H136V28H134ZM168 29V28H167ZM201 29V28H200ZM199 29V30H200ZM203 29V28H202ZM214 29V28H213ZM10 30V29H9ZM15 30V29H14ZM13 30V31H14ZM25 30V29H24ZM34 30V29H33ZM37 30V29H36ZM42 30V29H41ZM39 31V30H37L35 33H34V39L35 40H37V46H36V44H35V47H34V49H32L31 51H26L25 49H22V54L23 55H25V56H28V55H31L32 57H31V59L32 58H35V57H40V59H41V62H42V66L45 68V67H47L46 65L47 64H50V62H53V65L54 66H58L59 67V69L61 70L60 71V73L62 72V70H65V73H63L64 75H71L70 74V70H67V69H69L68 68V64H67V62H69V61H71V60H75V61H79L80 60V51H78L79 49L77 48V51H75V52H71L72 50H70L69 51V47H68V45H71V44H75V43H77V40H78V38H76L75 37V35L74 36H72L71 34H70V32L68 31L67 33H64L63 32V30L61 31V33L59 34L58 32V34H56V35H54V33H52V32H50V33H52L54 36H52V34L50 35L49 34V32H47V33H44V32H42V31ZM53 30H55L54 28H53ZM87 30V29H86ZM98 30V29H97ZM96 30V31H97ZM133 30V29H132ZM205 30V29H204ZM3 31H5V30H3ZM11 31V30H10ZM18 31H23V30H18ZM28 31V30H27ZM64 31H65V29H64ZM84 31V30H83ZM88 31L90 32V30L88 29ZM99 31V30H98ZM123 31V34L121 33ZM192 31V27L191 26H189V25H187V26H183V25H179L178 26V28L176 29V33H189V32H191ZM227 31V33H229L228 32V30H226ZM236 31V30H235ZM24 32V31H23ZM23 32H21V33H23ZM95 32V31H94ZM99 32V33H100ZM129 32V33H128ZM163 32V31H162ZM205 32V31H204ZM239 33H241L240 31H238ZM237 32V34H239ZM0 33H2V32H0ZM64 35H63V34ZM79 33V32H78ZM77 33V34H78ZM96 33V32H95ZM166 33V32H165ZM210 33H212V32H210ZM224 33H226L225 31H224ZM226 33V34H227ZM235 33V32H234ZM14 34V33H13ZM13 34H11V35H13ZM25 34V33H24ZM23 34V35H24ZM105 34L104 35H102V36H105ZM129 34V35H128ZM172 34V33H171ZM170 34V35H171ZM243 34V33H242ZM20 35V34H19ZM19 35H17V36H19ZM80 35V34H79ZM101 35V34H100ZM99 35V36H100ZM211 35V34H210ZM234 35V34H233ZM243 35H245V34H243ZM251 34H249V36H250ZM1 36V35H0ZM7 36H8V34H7ZM7 36H6V38H7ZM82 36H83V34H82ZM107 36H105V37H107ZM165 36V35H164ZM214 36V35H213ZM223 36V35H222ZM246 36V35H245ZM9 37V36H8ZM11 38H12V36H10ZM20 37H22L21 35H20ZM31 37V36H30ZM175 37V36H174ZM216 37H218V36H216ZM236 37H237V35H236ZM19 38V37H18ZM27 38V37H26ZM79 38H81V37H79ZM168 37H166V39H167ZM180 39H181V37H179ZM183 38V37H182ZM188 38H190V37H188ZM206 38V37H205ZM235 38V37H234ZM238 38V37H237ZM240 38V37H239ZM1 39V38H0ZM13 39V38H12ZM12 39H11V41H12ZM104 38H102V41H104L103 40ZM174 39V38H173ZM178 39V38H177ZM223 39V38H222ZM221 39V40H222ZM230 39H231V36H230ZM242 39V38H241ZM6 40V39H5ZM14 40H15V38H14ZM13 40V41H14ZM82 40V39H81ZM110 40V39H109ZM126 40V41H125ZM164 40V39H163ZM186 40V39H185ZM185 40H183V41H185ZM200 40V39H199ZM213 40V39H212ZM220 40V41H221ZM228 40V39H227ZM1 41V40H0ZM4 41V40H3ZM7 41V40H6ZM17 41V40H16ZM15 41V42H16ZM18 41H20V39L18 40ZM18 41L16 42V43H18ZM22 41V40H21ZM20 41V42H21ZM49 41H50V43H49ZM93 41V40H92ZM97 41V40H96ZM99 41H101V40H99ZM178 41V40H177ZM176 41V45L177 44H179L178 42ZM182 41V42H183ZM188 41V40H187ZM248 41H249V44H252V45H255V46H259L258 47V49L256 48L255 49V57H254V62L256 63V66L254 67L253 66V68H255V71H264V24H261V25H259V28H258V33H257V35H255V36H252L251 38H248ZM78 42H80V41H78ZM144 42H146V43H144ZM163 42V41H162ZM226 42H228V41H226ZM11 43V44H10ZM10 43H7L8 44V46H9V44L10 45H12V43L14 44V42H10ZM83 43V42H82ZM92 43V42H91ZM97 43H99V42H97ZM108 43V42H107ZM160 43V42H159ZM191 43V42H190ZM212 43V42H211ZM219 43V42H218ZM0 44H2L1 42H0ZM4 44V43H3ZM6 44V43H5ZM28 44V43H27ZM78 45H79V43H77ZM104 44V43H103ZM111 44V43H110ZM216 44H217V42H216ZM216 44H215V46H216ZM220 44H222V43H220ZM33 45V44H32ZM83 45V44H82ZM86 45V44H85ZM100 45V44H99ZM99 45H97V46H99ZM108 45V44H107ZM173 45V44H172ZM187 45V44H186ZM238 45V44H237ZM1 46V45H0ZM4 46V45H3ZM3 46H1L2 47V51H4V49H3ZM7 46V47H8ZM75 46V45H74ZM80 46V48H81V44L79 45ZM78 46V47H79ZM97 46H95V47H97ZM179 46V45H178ZM183 46H184V44H183ZM193 46V45H192ZM207 46V45H206ZM0 47V48H1ZM12 47V46H11ZM15 47H16V44H15ZM14 47V48H15ZM25 47V46H24ZM23 47V48H24ZM27 47V46H26ZM71 48L73 47L72 45L70 46ZM110 47H111V45H110ZM176 48H177V46H175ZM223 47V46H222ZM225 47H226V45H225ZM4 48H6V47H4ZM68 48V49H67ZM76 48V47H75ZM98 48V47H97ZM133 48H132V50H133ZM179 48V47H178ZM183 48H185V47H183ZM198 48V47H197ZM207 48V47H206ZM101 49V48H100ZM129 49H130V47H129ZM134 49V50H135ZM160 49V48H159ZM196 49V48H195ZM194 49V50H195ZM212 49V48H211ZM221 49V48H220ZM224 49V48H223ZM7 50V49H6ZM29 50V49H28ZM179 50V49H178ZM183 50V49H182ZM192 50V49H191ZM190 50V51H191ZM200 50V49H199ZM226 50V49H225ZM228 50V49H227ZM9 51H11V49L10 50H8V52ZM21 51V50H20ZM102 51V50H101ZM122 52V51H121ZM129 52H130V50H129ZM187 52V51H186ZM188 52H189V50H188ZM204 52V51H203ZM222 52H224V50L222 51ZM43 53H46V54H44V55H42ZM48 53V54H47ZM97 54V53H96ZM100 54H102L101 52H100ZM126 54H128V52L126 53ZM133 54V53H132ZM135 54V53H134ZM140 54V55H141ZM168 54V53H167ZM192 54V53H191ZM232 54V53H231ZM0 55H1V53H0ZM8 55H9V53H8ZM39 55H42V56H39ZM98 55L99 54H97V56L96 57H98ZM114 55V54H113ZM211 55V54H210ZM5 56H7V55H5ZM13 56V55H12ZM142 56V55H141ZM201 56V55H200ZM205 55H203V57H204ZM28 57H30V56H28ZM27 57V58H28ZM61 57H63V58H61ZM84 57V56H83ZM114 58H115V56H113ZM202 57V56H201ZM202 57V58H203ZM207 57V59H209L208 58V56H206ZM205 57V58H206ZM215 57V56H214ZM3 58V57H2ZM5 58V57H4ZM7 58V57H6ZM98 58H100V57H98ZM134 58H137V56L136 57H134ZM175 58V57H174ZM30 59V60H31ZM97 58H95V60H96ZM113 59V58H112ZM217 59H218V57H217ZM5 60V59H4ZM6 60H11V58L10 59H6ZM29 60V59H28ZM93 60V59H92ZM136 60V59H135ZM214 60V59H213ZM3 61V60H2ZM40 61V60H39ZM114 62H115V60H113ZM216 61V60H215ZM1 62V61H0ZM11 62V61H10ZM94 62H96V61H94ZM137 62V61H136ZM175 62H177V61H175ZM217 62V61H216ZM250 62V61H249ZM5 63V62H4ZM33 63V62H32ZM110 63V62H109ZM108 63V64H109ZM213 63H214V61H213ZM82 64V63H81ZM102 64H104V63H102ZM6 66H7V64H5ZM4 64H2V63H0V96L1 95H4V94H7V95H9V94H11L12 93V91L13 90H15L16 88H13V86L12 85H10V86H12V88H11V90H9L10 92H6V90H5V87H6V85L7 84H9V81L12 79V71H14L17 67H15V69H14V67L13 68H11V67H9L8 68V66H7V68H6V66H5ZM8 65H9V63H8ZM34 65V64H33ZM84 65H86V63L84 64ZM83 65V66H84ZM101 65V64H100ZM145 65V64H144ZM32 66V65H31ZM36 66V65H35ZM53 66V67H54ZM92 66V65H91ZM90 66V67H91ZM103 66V65H102ZM142 66V65H141ZM147 66V65H146ZM217 66V65H216ZM220 66V65H219ZM20 67H22V65L20 66ZM105 67V66H104ZM109 67H111V65L109 66ZM227 67V68H226ZM238 67V66H237ZM19 68V67H18ZM27 68V67H26ZM25 68V69H26ZM35 68V67H34ZM55 68V67H54ZM53 68V69H54ZM76 68V67H75ZM121 68H123L122 70H121ZM145 68V67H144ZM147 68V67H146ZM198 68V67H197ZM203 68V67H202ZM217 68V67H216ZM58 69V68H57ZM73 69H74V67H73ZM111 69V68H110ZM109 69V70H110ZM117 68L115 67V70H116ZM196 69V68H195ZM17 70V69H16ZM15 70V71H16ZM20 70V69H19ZM42 70H43V68H42ZM55 70V69H54ZM74 70H76V69H74ZM81 70V69H80ZM83 70V69H82ZM81 70V71H82ZM104 70V69H103ZM108 70V69H107ZM118 70V69H117ZM116 70V71H117ZM144 70V69H143ZM209 70V69H208ZM207 70V71H208ZM22 71V70H21ZM45 71V70H44ZM49 71H51V70H49ZM58 71V70H57ZM77 71V70H76ZM106 70H104V72H105ZM52 72V71H51ZM50 72V73H51ZM54 72V71H53ZM78 72V74H79V71H77ZM82 72H84V71H82ZM104 72L102 73V74H104ZM110 72V71H109ZM4 73V74H3ZM16 73H17V71H16ZM16 73H15V75H16ZM20 73V72H19ZM31 73V72H30ZM41 73V72H40ZM58 74L57 75H59V71L57 72ZM66 73H68V74H66ZM111 73V72H110ZM114 73V72H113ZM116 73V72H115ZM122 73V72H121ZM120 73V74H121ZM127 73V74H126ZM214 73H216V72H214ZM22 74V73H21ZM26 74H27V72H26ZM63 74L61 75V76H63ZM119 74V73H118ZM123 74V73H122ZM142 74V73H141ZM15 75H13V76H15ZM28 75L30 76V74H29V72H28ZM31 75H33V74H31ZM43 75V74H42ZM46 75H48V74H46ZM45 75V76H46ZM74 75V74H73ZM76 75V74H75ZM83 75V74H82ZM124 75V74H123ZM217 75V74H216ZM215 75V76H216ZM22 76V75H21ZM24 76V75H23ZM102 76H104V75H102ZM199 76V75H198ZM205 76V75H204ZM204 76H202V77H204ZM208 76V75H207ZM20 77V76H19ZM28 77V76H27ZM26 77V78H27ZM32 77V76H31ZM56 77V76H55ZM58 77V76H57ZM57 77H56V79H57ZM64 77V76H63ZM73 76H71V78H72ZM100 77H101V74H100ZM197 77V76H196ZM15 78V77H14ZM24 78H25V76H24ZM24 78H22L21 77V79H24ZM42 78V77H41ZM44 78V77H43ZM50 78V77H49ZM61 78V77H60ZM65 78V77H64ZM64 78H62L63 79V81H64ZM81 78H83L82 76H81ZM80 78V79H81ZM108 78V77H107ZM216 78V77H215ZM21 79H18V77H17V80H21ZM37 79H39V78H37ZM54 79V78H53ZM86 79V78H85ZM85 79H82L83 80V82H84V80ZM97 79V78H96ZM155 79V78H154ZM154 79H153V82H155L154 81ZM45 80V79H44ZM69 80V79H68ZM73 80H74V77H73ZM88 80H90V79H88ZM106 80V79H105ZM157 80V79H156ZM159 80V79H158ZM157 80V81H158ZM248 80V79H247ZM12 81H14L13 79L11 80V82L10 83H12ZM22 81V80H21ZM34 81V80H33ZM38 81V80H37ZM40 81H42V80H40ZM47 81V80H46ZM46 81H45V83H46ZM56 81V80H55ZM61 81V80H60ZM60 81H58V82H60ZM78 81V80H77ZM80 81V80H79ZM93 81V80H92ZM161 81V80H160ZM258 81V80H257ZM14 82H16V80L14 81ZM19 82V81H18ZM17 82V83H18ZM23 82V81H22ZM21 82V83H22ZM24 82H25V80H24ZM35 82V81H34ZM54 82V81H53ZM62 82V81H61ZM153 82H151L152 84H153ZM159 82V81H158ZM211 82V81H210ZM27 82H25V84H26ZM30 83V82H29ZM79 83V82H78ZM101 83V82H100ZM157 83V82H156ZM13 84V83H12ZM39 84V83H38ZM53 84V83H52ZM70 84V83H69ZM69 84H68V86H69ZM159 84H160V82H159ZM159 84H157V85H159ZM162 84V83H161ZM207 84V83H206ZM211 84V83H210ZM209 84V85H210ZM247 84V83H246ZM257 84V83H256ZM261 84V83H260ZM18 84H14V86H17ZM22 85H23V83H22ZM54 85V84H53ZM65 85V84H64ZM154 85V84H153ZM153 85H151V86H153ZM8 86V85H7ZM28 86V85H27ZM41 86V85H40ZM43 86H44V84H43ZM55 86H57V81H56V85ZM71 86V85H70ZM126 86V85H125ZM161 86V85H160ZM241 86V85H240ZM245 86V85H244ZM258 86V85H257ZM19 87H21V86H19ZM18 87V88H19ZM25 87V86H24ZM30 87V86H29ZM65 87H66V85H65ZM171 86H169V88H170ZM8 88H10V87H8ZM17 88V89H18ZM22 88V87H21ZM43 88V87H42ZM41 88V89H42ZM69 88V87H68ZM127 89H129L128 87H126ZM125 88V89H126ZM160 88V87H159ZM244 88V87H243ZM242 88V89H243ZM25 89H27V87L25 88ZM32 89V88H31ZM52 89V88H51ZM50 89V90H51ZM174 89V88H173ZM173 89H171V90H173ZM28 91H29V89H27ZM34 90V89H33ZM262 90V89H261ZM71 91H72V89H71ZM100 91V90H99ZM176 91V90H175ZM251 91V90H250ZM257 91V90H256ZM22 93H23V91H21ZM49 92V91H48ZM155 92H156V90H155ZM172 92H174V91H172ZM245 92V91H244ZM28 93V92H27ZM36 93H38V92H36ZM46 92H44V94H45ZM124 93V92H123ZM175 93H177V92H175ZM242 93V92H241ZM250 93V92H249ZM252 94L254 93V92H251ZM17 94V93H16ZM19 94H20V92H19ZM24 94V93H23ZM26 94V93H25ZM31 94V93H30ZM33 94H34V92H33ZM33 94H31L32 96H33ZM178 94V93H177ZM247 94V93H246ZM7 95L5 96L6 98H9V97H7ZM12 95V94H11ZM15 95V94H14ZM27 95V94H26ZM67 95V94H66ZM65 95V96H66ZM84 95V94H83ZM97 95V94H96ZM118 95V94H117ZM128 95V94H127ZM249 95V94H248ZM248 95L246 96L247 98L246 99H242L241 100V105L245 108V109H247L248 111H250V110H255L256 109V107L257 106H261V105H263L264 104V98H259V99H257V100H254L253 98V100L251 99V97L252 96H250V98H248ZM254 95V94H253ZM32 96H31V98H32ZM35 96H37L36 94H35ZM34 96V97H35ZM116 96V95H115ZM121 96H123V95H121ZM121 96H119V97H121ZM146 96H148V97H146ZM153 96V95H152ZM159 96V95H158ZM10 97H12V96H10ZM15 97H17V95H15ZM23 97H26L25 95L23 96ZM173 97V96H172ZM179 97V96H178ZM258 97V96H257ZM13 98V97H12ZM22 98V97H21ZM21 98H20V101H21ZM30 98V97H29ZM39 98V97H38ZM161 98V97H160ZM191 98V100L193 101L192 102V106L186 111V113L182 116V117H180L179 118V120H176L175 119V117H176V115H177V110H178V108H180V107H182V105H183V103L185 102V101H187V100H189ZM0 99H1V97H0ZM24 99V98H23ZM28 99V98H27ZM35 99H36V97H35ZM42 99V98H41ZM119 99V98H118ZM172 99V98H171ZM249 99V100H248ZM6 100V99H5ZM40 100V99H39ZM52 100V99H51ZM134 100V99H133ZM178 100V99H177ZM19 101V102H20ZM36 101V100H35ZM53 101H54V99H53ZM52 101V102H53ZM159 101V100H158ZM162 101V100H161ZM7 104H8V101H5ZM18 102V101H17ZM21 102H24V101H21ZM26 102V101H25ZM32 102V101H31ZM34 102V101H33ZM56 102V101H55ZM54 102V103H55ZM79 102V101H78ZM133 102H135V101H133ZM132 102V103H133ZM155 103H156V101H154ZM163 102V101H162ZM165 102H166V100H165ZM168 102V101H167ZM187 102H189V101H187ZM253 102V103H252ZM27 103H29L28 102V100H27ZM37 103V102H36ZM36 103H34V104H36ZM42 103H43V101H42ZM41 103V104H42ZM159 103V102H158ZM1 104V103H0ZM4 104V103H3ZM17 104V103H16ZM19 104V103H18ZM17 104V105H18ZM24 104V103H23ZM41 104H40V106H41ZM50 104V103H49ZM60 104V103H59ZM95 105V104H94ZM154 105V104H153ZM237 105V104H236ZM12 106V105H11ZM51 106V105H50ZM55 106V105H54ZM63 105H61L60 107H62ZM73 106V105H72ZM105 106V105H104ZM130 106V105H129ZM134 106H135V104H134ZM264 106V105H263ZM5 107V106H4ZM7 107V106H6ZM10 107V106H9ZM13 107H14V105H13ZM23 107V106H22ZM26 107V105L23 107V108H25ZM29 107V106H28ZM32 107V106H31ZM33 107H34V105H33ZM117 107V106H116ZM131 107H132V105H131ZM230 107V106H229ZM228 107V108H229ZM2 108V107H1ZM16 108H18L19 109V105L16 107ZM129 108V107H128ZM146 108V107H145ZM150 108V107H149ZM227 108V109H228ZM27 109V108H26ZM117 109H118V107H117ZM124 109V108H123ZM139 109H140V107H139ZM217 109V108H216ZM226 109V110H227ZM229 109H231V108H229ZM241 109V108H240ZM259 109V108H258ZM17 109H13V108H11V109H7V108H4V109H0V155L3 153L6 157H4V155H3V157L5 158V163L4 162H1L0 161V167H1V165L2 164H4V165H7L8 167L10 166V165H12L13 163H12V159L14 158V159H16V158H18V160H19V163H21L20 165L21 166H19V167H17V168H14L15 169V171H16V169H18V171L21 169V171L22 172H24V174H26V173H29V172H31V175H33L34 177L36 176L37 177V172H35V171H33V170H35L36 169V167H33V165L31 164L32 162H33V159H35L34 158V156H33V154H34V152L33 153H31V152H28V153H23L24 155H21L20 154V150H21V148L23 147V149H25L26 148V150L30 147V144L31 143H35L36 142V146H37V148H39V149H41V151H42V149H45V150H47L48 151V153L49 152H51L53 149H54V151L55 152H53L55 155H53V156H51V157H47V155L48 154H45V155H43L42 157H41V159H39V161L41 160V162L43 161H45V162H47V163H45V164H48V163H50V164H55V165H62V164H64L65 162H70V163H72V161L74 162V161H76V160H81L80 158H77L76 157V155L74 154V152H70L69 150V152H65L64 154L62 153H60V146H61V144H59V145H57V143H56V145L54 146V147H52L53 145H52V142L51 141H48L47 140V137H46V135H44L45 134V132H42V130H40L38 127H37V125L38 124H40V123H38V124H36L35 122H30V123H28V124H24L23 123V121H21V122H10L9 121V118H11V117H13V118H15L14 117V115L15 116H17V117H22L23 115H24V113H26V111L25 110H22L21 108L19 109V111L17 110ZM48 110V109H47ZM137 110V109H136ZM15 111L16 112H18L17 114H15ZM22 111H25V112H22ZM41 111V110H40ZM46 111V110H45ZM68 111V110H67ZM89 111H90V109H89ZM143 111V110H142ZM229 111V110H228ZM246 111V110H245ZM29 112V111H28ZM66 112V111H65ZM109 112V111H108ZM115 112H117V110H116V108H113V110H112V113H115ZM131 112H133V111H131ZM131 112H128V113H130L131 114ZM144 112V111H143ZM241 112V111H240ZM42 113H45V112H42ZM111 113V112H110ZM127 113V112H126ZM231 113V112H230ZM229 113V114H230ZM233 113V112H232ZM236 113H238V112H236ZM23 114V115H22ZM37 114V113H36ZM106 114V113H105ZM129 114V115H130ZM136 114V113H135ZM202 114V113H201ZM46 115V114H45ZM48 115V114H47ZM128 115V114H127ZM134 115V114H133ZM233 115V114H232ZM25 116V115H24ZM84 116V115H83ZM89 116V115H88ZM92 116V115H91ZM107 116V115H106ZM135 116V115H134ZM133 116V117H134ZM140 116V115H139ZM143 116V115H142ZM222 115L220 116V117H215V116H213V115H211V116H209V117H205V121H213L215 118H216V120H219L218 121V124H220L219 126H218V128H221V127H223V126H225L227 123H225V120L224 119H221V117H223ZM253 116V115H252ZM255 116V115H254ZM48 117H49V115H48ZM108 117V116H107ZM128 117V116H127ZM136 117V116H135ZM141 117V116H140ZM230 117H231V115H230ZM233 117H234V115H233ZM232 117V118H233ZM238 117V116H237ZM29 118V117H28ZM43 118H45V117H43ZM96 118V117H95ZM121 118V117H120ZM131 118H132V116H131ZM130 118V119H131ZM201 118V117H200ZM221 119V121H220V119ZM247 118V117H246ZM249 118V117H248ZM39 120H40V118H38ZM51 119V118H50ZM91 119H92V117H91ZM97 119V118H96ZM128 119V118H127ZM126 119V120H127ZM152 119V118H151ZM235 119L236 118H233V121H235ZM25 120H27V119H25ZM30 120V119H29ZM52 120V119H51ZM145 120V119H144ZM246 120V119H245ZM251 120V119H250ZM260 118H254V120L251 122V125L252 126H255V124H258L259 122H260ZM19 121V120H18ZM32 121H34L33 119H32ZM37 121V120H36ZM98 121V120H97ZM121 121V120H120ZM38 122V121H37ZM92 122H96V121H92ZM110 122V121H109ZM133 122V121H132ZM139 122V121H138ZM215 122V121H214ZM230 122V121H229ZM247 122H249V121H247ZM98 123V122H97ZM106 123V122H105ZM127 123V122H126ZM145 123H147V122H145ZM177 123H179V130L177 131V129H175V126H176V124ZM213 123V122H212ZM50 124V123H49ZM52 124V123H51ZM65 124V123H64ZM99 124V123H98ZM148 124H149V122H148ZM161 124V123H160ZM229 124V123H228ZM53 125V124H52ZM135 125V124H134ZM153 125V124H152ZM156 125V124H155ZM154 125V126H155ZM206 125H207V123H206ZM230 125V124H229ZM232 125V124H231ZM230 125V126H231ZM240 125V124H239ZM136 126H140L141 127V124L140 123H137V125ZM146 126V125H145ZM153 126V127H154ZM211 126V125H210ZM216 126H217V124H216ZM241 126V125H240ZM40 127V126H39ZM74 127V126H73ZM104 127V126H103ZM139 127V128H140ZM209 127V126H208ZM212 127V126H211ZM215 127V126H214ZM259 127V126H258ZM113 128V127H112ZM131 128V127H130ZM137 127H135V129H136ZM217 128V127H216ZM224 128V127H223ZM228 128L230 129V127L228 126ZM44 129V128H43ZM48 129V128H47ZM46 129V130H47ZM129 129V128H128ZM212 129V128H211ZM227 129V128H226ZM254 129V128H253ZM255 129H256V127H255ZM131 130V129H130ZM145 130V129H144ZM214 130H215V128H214ZM47 131H51V129H49V130H47ZM126 131V130H125ZM131 131H133V130H131ZM140 131V130H139ZM148 131V130H147ZM160 131V130H159ZM213 131V132H212ZM226 131V130H225ZM227 131H229V130H227ZM55 132V131H54ZM127 132H129V131H127ZM138 132V131H137ZM136 132V133H137ZM146 132V131H145ZM162 131H161V134L163 133ZM233 132H235V131H233ZM253 132V131H252ZM251 132V133H252ZM264 132V131H263ZM50 133V132H49ZM67 133V132H66ZM103 133V132H102ZM132 133V132H131ZM148 133V132H147ZM225 133V132H224ZM258 133V132H257ZM46 134H48V133H46ZM122 134V133H121ZM120 134V135H121ZM135 134V133H134ZM141 133L139 132V133H137V135H140ZM125 135V134H124ZM131 135V134H130ZM136 135V134H135ZM247 135V134H246ZM51 136V135H50ZM119 136V135H118ZM162 136H164V135H162ZM264 136V135H263ZM62 137V136H61ZM93 137V136H92ZM131 137V136H130ZM144 137V136H143ZM241 137H242V135H241ZM258 137V136H257ZM211 138V139H210ZM239 138V137H238ZM249 138V137H248ZM263 137L261 136V137H258V138H249L248 140L247 139H245V140H247V141H251V143L252 144H256V143H258V142H260V140L262 139ZM52 139V138H51ZM137 139V138H136ZM138 139H140V138H138ZM155 139V138H154ZM232 139V138H231ZM230 139V140H231ZM49 140H50V138H49ZM140 140H142V138L140 139ZM140 140H138V141H140ZM148 140V139H147ZM150 140V139H149ZM152 140V139H151ZM221 142H220V141ZM244 140V139H243ZM146 141V140H145ZM199 141V142H198ZM203 141V142H202ZM220 143H219V142ZM232 141V140H231ZM66 142V141H65ZM141 142V141H140ZM153 142V141H152ZM163 142H162V144H163ZM30 143V144H29ZM75 143V142H74ZM143 143V142H142ZM145 143V142H144ZM235 143V142H234ZM233 143V144H234ZM241 143V142H240ZM247 143V142H246ZM54 144V143H53ZM146 145V144H145ZM29 146V147H28ZM154 146H155V144H154ZM212 146V148H213V146H215L216 148H218V151H221V153L220 152H218V151H214V150H211L210 149V147ZM28 147V148H27ZM136 147V146H135ZM143 148L145 147V146H142ZM149 147V146H148ZM159 147V146H158ZM196 147V148H197ZM233 147V146H232ZM244 147V146H243ZM247 147V146H246ZM254 147V146H253ZM117 148V147H116ZM138 148H140V147H138ZM152 148V147H151ZM157 148V147H156ZM235 148V147H234ZM86 149V148H85ZM195 149V148H194ZM193 149V150H194ZM214 149V148H213ZM37 150V149H36ZM182 150V151H181ZM22 151V150H21ZM47 151H46V153H47ZM76 151V150H75ZM142 151H143V149H142ZM155 151V150H154ZM159 151L161 152V150L159 149ZM241 153H243V157H244V159H240L239 158V153L240 152ZM38 152V151H37ZM45 152V151H44ZM43 152V153H44ZM61 152H63V151H61ZM105 152V151H104ZM103 152V153H104ZM147 152V151H146ZM193 152V153H192ZM36 153V152H35ZM52 153V152H51ZM60 153V154H59ZM130 153V152H129ZM143 153V152H142ZM260 153V152H259ZM157 154H158V152H157ZM161 154V153H160ZM255 154V153H254ZM104 155V154H103ZM164 155V154H163ZM180 155H182L183 156V154H180ZM235 155V156H234ZM247 155V156H248ZM22 156V157H21ZM101 156V155H100ZM146 156V155H145ZM152 156V155H151ZM162 156V155H161ZM179 156V155H178ZM181 156V157H182ZM242 156V155H241ZM79 157V156H78ZM118 157V156H117ZM173 157V156H172ZM172 157H171V159H172ZM175 157H177L176 156V154H175ZM195 158H196V156H194ZM150 158V157H149ZM154 158V157H153ZM250 158V157H249ZM256 158V156H253L252 158H251V161H252V159L254 160ZM101 159V158H100ZM157 159H158V157H157ZM182 158H178V160H176V162L177 163H181L182 164V162H180V160H181ZM184 159V158H183ZM197 159H200V158H197ZM196 159V162L198 161ZM247 159V158H246ZM0 160H1V157H0ZM38 160V159H37ZM150 160H152V159H150ZM160 160V159H159ZM187 160H188V158H187ZM187 160H185L186 161V163L188 162V161H190V159L187 161ZM248 160V159H247ZM257 165H258V167L259 166H263V164H261L262 162H264V157H261V154L257 157ZM38 161V162H39ZM158 161V160H157ZM200 161V160H199ZM202 161V160H201ZM154 162H156V161H154ZM165 162V161H164ZM196 162H193V164L194 163H196ZM247 162H249L250 163V161L248 160ZM256 162V161H255ZM254 162V163H255ZM158 163L159 162H157V164L156 165H158ZM185 163V164H186ZM206 162H202L201 163V165L202 166H204V164H205ZM209 163V162H208ZM49 164V165H50ZM85 164H87L84 168H82V169H79V170H76L77 171V173L78 172H80L81 173V171H89L90 170V168L95 164V159L93 158V159H91V160H89L88 161V163H85ZM123 164V163H122ZM131 164V163H130ZM129 164V165H130ZM136 164V163H135ZM155 164V163H154ZM174 164V163H173ZM197 164V163H196ZM200 163L198 162V165H199ZM251 164H253L252 162H251ZM156 165H155V167H156ZM163 165H164V163H163ZM177 164L175 163V166H176ZM190 165V164H189ZM188 165V166H189ZM207 165V164H206ZM246 165H248L247 163H246ZM250 165V164H249ZM13 166L14 165H12V168H13ZM54 166V165H53ZM152 166H154L153 164H152ZM161 166V165H160ZM183 166V165H182ZM186 166V165H185ZM193 166V165H192ZM255 166V165H254ZM5 167V166H4ZM115 166H112V167H109V166H106V167H103V168H101L99 171H98V174H97V176L98 177H100L101 175H105V174H107V173H111V172H113V168H114ZM155 167H153L155 170H159V168H155ZM187 167V166H186ZM226 167H228V166H226ZM246 167V166H245ZM249 168H250V166H248ZM248 167H246V168H248ZM257 167V168H258ZM9 168H11V167H9ZM11 168V169H12ZM72 168V167H71ZM152 168V169H153ZM182 168H184V167H182ZM225 168V167H224ZM243 168V167H242ZM1 170H3L2 168H0ZM116 169V168H115ZM192 169V168H191ZM202 169V168H201ZM206 169H207V167H206ZM226 169V168H225ZM238 169V168H237ZM9 170V169H8ZM56 170V169H55ZM54 170V171H55ZM74 170V169H73ZM123 170H125V169H122V171ZM135 170V169H134ZM154 170V171H155ZM185 170V169H184ZM193 170H195L194 168H193ZM247 169H245V171H246ZM3 171H5V170H3ZM13 171V170H12ZM41 171V170H40ZM39 171V172H40ZM148 171V170H147ZM223 171V170H222ZM232 171V170H231ZM14 172V171H13ZM69 172V171H68ZM172 172V171H171ZM169 173V174H167V172H165L166 173V175L164 176V178L165 177H171V178H173V177H175L176 178V174H173V173ZM174 172V171H173ZM178 172V171H177ZM225 172H228V171H225ZM247 172H249V171H247ZM262 172V171H261ZM1 173V172H0ZM7 173V172H6ZM6 173H4V174H6ZM10 173V172H9ZM18 173H21V172H18ZM41 173V172H40ZM121 174L123 173V172H120ZM119 173V174H120ZM134 173V172H133ZM136 173V172H135ZM164 173V172H163ZM164 173V174H165ZM183 173V172H182ZM189 173V175H190V172H188ZM205 173V172H204ZM241 172H239V174H240ZM24 174H19L20 176H24ZM178 174V173H177ZM191 174H192V172H191ZM223 174V173H222ZM230 174V173H229ZM260 174V172H259V169H257V170H252V171H250V173H247L246 175H247V177H248V179H250V180H252L253 181V184H255L254 183V181H255V179H256V177L258 176ZM14 176H15V173L13 174ZM42 175V174H41ZM81 175V174H80ZM145 175V174H144ZM162 172H159V177H157L158 179H155L154 181H153V184H152V188H155V186L156 185H158V180H159V178H161L162 177ZM183 175H185V174H183ZM186 175H188L187 173H186ZM193 175H194V173H193ZM228 175V174H227ZM225 176L226 177V179L228 180L227 182H229V183H232V182H235V183H233V185L234 184H237V180L238 179H232L233 181H231V178H232V176H229V177H231L230 178V181H229V179H228V176ZM262 175V174H261ZM14 176H13V178H14ZM205 176V175H204ZM17 177H18V175H17ZM46 177V176H45ZM95 177V176H94ZM185 177V176H184ZM190 176H188V177H186V178H189ZM16 178V177H15ZM21 178V177H20ZM20 178H18L19 180H20ZM41 178H43V176L41 177ZM40 178V179H41ZM61 178V177H60ZM60 178L58 177V179H59V181H60ZM82 178V177H81ZM174 178V179H175ZM195 178V177H194ZM259 178V177H258ZM57 179V180H58ZM97 179V178H96ZM99 179V178H98ZM126 179V178H125ZM203 179V178H202ZM244 179V178H243ZM7 179L6 178H4V177H0V181H2V183H3V181L5 182ZM23 180V179H22ZM88 180V179H87ZM95 180V179H94ZM141 180V179H140ZM144 180V179H143ZM153 180V179H152ZM164 180V179H163ZM193 180V179H192ZM196 180H200V178L198 177V178H195V181ZM204 180V179H203ZM239 180H241L240 178H239ZM238 180V181H239ZM18 181V180H17ZM45 181V180H44ZM123 181V180H122ZM136 181V180H135ZM149 181V180H148ZM171 181H173V180H171ZM184 181H186V179L184 180ZM262 181H263V179H262ZM15 182V181H14ZM19 182V181H18ZM39 182V181H38ZM91 182V181H90ZM162 182V181H161ZM189 182V181H188ZM201 182V181H200ZM204 182V181H203ZM225 182V181H224ZM248 182H251V181H248ZM1 183V184H2ZM10 183H11V181H10ZM30 183V182H29ZM72 183V182H71ZM93 183V182H92ZM135 184L137 183V182H134ZM133 183V184H134ZM175 183V182H174ZM182 183V182H181ZM186 183V182H185ZM197 183V181L196 182H193V183H191V184H188L187 185V183H186V185L187 186H191V185H194V184H196ZM208 183V184H209ZM212 183V182H211ZM261 183V182H260ZM17 184V183H16ZM15 183L13 184V185H16ZM23 184H24V182H23ZM55 184V183H54ZM68 184H70V183H68ZM96 184V183H95ZM141 184V183H140ZM164 184H165V182H164ZM179 184V183H178ZM200 184V183H199ZM206 184H207V182H206ZM205 184V187L207 186L208 188L207 189H211V188H214V187H212L211 186V184H210V186H208V184L206 185ZM227 184V183H226ZM241 184V183H240ZM259 184V183H258ZM18 185V184H17ZM94 185V184H93ZM98 185V184H97ZM118 185V184H117ZM146 185H148V187H149V184L147 183ZM171 185V184H170ZM181 185V184H180ZM220 185V184H219ZM221 185L223 186V183H221ZM224 185H225V183H224ZM238 185V184H237ZM1 186H4V185H1ZM11 186V185H10ZM54 186V185H53ZM94 186H96V185H94ZM127 186V185H126ZM125 186V184L124 185H122V187H119V188H116L115 187V189H113V191H112V193L114 194L115 192L116 193H121L117 198H116V201H117V203L116 204H118L117 205V209H124V210H130L128 213H127V215L129 214V215H133V212H131V210H133V209H135V212H136V209L137 210H142V211H146V212H148V210H149V212H152V213H154V216L155 217H149L148 219H149V222H147L148 223V225H150V226H154V225H160L161 226V228L162 227H164V226H168L169 224H172V225H170L171 227H169L170 229H171V231L170 232H168V234H173V235H175L177 232H179V233H177V234H182V232L180 233V229L181 228H179V227H177V224H176V221L175 220H172L173 222L171 223V220L169 219V218H167L166 216L165 217H162V216H164V215H162V216H160L161 214H163V213H166L167 212V210H165L164 209V207L161 209H159V211H157L156 213L155 212H153L154 210H155V208L159 205V204H161L160 202H159V200H160V198H158V199H155V203L153 202L154 200H152V201H150V202H153L154 204L153 205H148L147 203H148V201H144V202H142L141 201V198L146 194V191H147V189H145L146 191H145V193L143 192L142 193V195L138 198V197H136V198H138V199H134V197L132 196V194H134V193H136V192H134L133 193V191H134V189L136 188V186H138V185H134L135 187H133V185H132V189H131V191H130V195H128V196H126V197H123L124 195H122V191L124 190V187H126ZM131 186V185H130ZM145 186V185H144ZM159 186V185H158ZM160 186H163V185H160ZM177 186V185H176ZM182 186V185H181ZM184 186H185V184H184ZM183 186V187H184ZM12 187V186H11ZM27 185H24V187H23V189H19V190H27ZM93 187V186H92ZM141 187V186H140ZM145 187H147V186H145ZM144 187V188H145ZM172 187V186H171ZM193 187V186H192ZM195 187V186H194ZM199 187V186H198ZM230 187V186H229ZM234 187V186H233ZM236 187V186H235ZM234 187V188H235ZM256 187V186H255ZM264 187V186H263ZM19 188V187H18ZM22 188V187H21ZM80 188V187H79ZM108 188H109V186H108ZM127 188V187H126ZM130 188V187H129ZM143 188V187H142ZM142 188H140V189H142ZM152 188H150V189H152ZM188 189H189V191H190V187H187ZM56 189V188H55ZM62 189V188H61ZM81 189H83V188H81ZM103 189V188H102ZM106 189V188H105ZM181 189V188H180ZM222 189V188H221ZM236 189V188H235ZM237 189H239V187L237 188ZM260 189V188H259ZM14 189H9L8 191L7 190H5V191H7V192H5L4 191V189H2V191L0 190V225H4V227H0V264H49L50 263V260L49 261H47V258L49 259V256L47 255V252H48V250L50 249L49 248V244L51 243V241H53V240H49V239H47V238H45L46 237V235H45V237H43L44 236V232L43 231H45L46 229H47V227L48 226H51L50 224H52L51 223V221L52 220H49L50 219V217L49 216H47V214L46 213H43L42 211H40V207H39V204H37V205H33V203H35V202H33L34 200H39L38 199V197H37V189H35V190H33V192L32 193H30V195H29V197H27V194H21V192H16V193H13L12 191H13ZM31 190V189H30ZM94 190V189H93ZM104 190V189H103ZM136 190V189H135ZM186 190V189H185ZM202 190V189H201ZM205 190V189H204ZM203 190V191H204ZM227 190H229V189H227ZM241 190V189H240ZM263 190V189H262ZM4 191V192H3ZM55 191V190H54ZM61 191V190H60ZM95 191H97V190H95ZM142 191H143V189H142ZM149 191V190H148ZM151 191H155V189L154 190H151ZM175 191V190H174ZM179 191V190H178ZM193 191V190H192ZM214 191V190H213ZM220 191V190H219ZM226 191V190H225ZM224 191V192H225ZM247 190H243V193H245ZM258 191V190H257ZM264 191V190H263ZM15 192V191H14ZM73 192V191H72ZM104 192V191H103ZM109 192V191H108ZM150 192V191H149ZM148 192V194L150 195V193ZM163 192V191H162ZM169 192H171V191H169ZM184 192V191H183ZM187 192V191H186ZM206 192V191H205ZM210 192H212V191H208L207 190V192H206V194H208V196H209V193ZM215 192H217V190H215ZM22 193H23V191H22ZM55 193V192H54ZM110 194H111V192H109ZM141 193V192H140ZM139 193V194H140ZM161 193V192H160ZM175 193V192H174ZM189 193V192H188ZM193 193H194V191H193ZM199 193V192H198ZM213 193V192H212ZM211 193V194H212ZM223 193V192H222ZM255 193V192H254ZM59 194V193H58ZM100 194V193H99ZM117 194V195H118ZM147 194V195H148ZM169 194V193H168ZM176 194H177V196H178V194L179 193H177L176 192ZM182 194V193H181ZM180 194V195H181ZM190 194V193H189ZM189 194H188V196H189ZM205 194V193H204ZM214 194V193H213ZM224 194V193H223ZM237 194V193H236ZM249 194V193H248ZM247 194V195H248ZM256 194H257V192H256ZM62 195V194H61ZM112 195V194H111ZM160 195V194H159ZM158 195V197H160ZM162 195H163V193H162ZM166 195V194H165ZM182 195H184V194H182ZM203 194H201V196H202ZM239 195V194H238ZM246 195V194H245ZM252 195V194H251ZM57 197H58V195H56ZM91 196V195H90ZM100 196V195H99ZM171 196V195H170ZM206 196V195H205ZM207 196V197H208ZM212 196V195H211ZM219 196V195H218ZM82 197V196H81ZM145 197V196H144ZM147 197V196H146ZM149 197V196H148ZM164 196H162L161 197V202L163 201L162 200V198H163ZM176 197V196H175ZM174 197V198H175ZM179 197V196H178ZM186 197V196H185ZM214 197V196H213ZM226 197V196H225ZM222 198V197H216L215 198V200L216 199H219L221 202H223L229 209H231L232 210V215L235 217V219H238V221L240 222V224L241 225H243V226H245L246 224H248V222H251V223H253L255 226V231H252L253 233H257V235L258 236H260V239H264V205L263 204H257L256 202L257 201H259V200H257L255 203L256 204H250V199H247L245 196H243V197H245L246 199H247V203H246V213L244 214V216H246V217H244V216H242V214H240V213H238L237 211H238V209H237V211L236 210H234V207H232L233 205H231L230 203H231V201L232 200H230V202H228V200L226 199V198ZM243 197H240V198H243ZM42 198V197H41ZM59 198V197H58ZM64 198V197H63ZM86 198V197H85ZM164 198H166V197H164ZM170 198V197H169ZM177 198V197H176ZM180 198V197H179ZM197 198V197H196ZM203 198L204 197H200V201L197 203H195V202H193L194 203V205H200V204H202V201H203ZM230 198V197H229ZM261 198V197H260ZM259 198V199H260ZM61 199V198H60ZM149 199V198H148ZM168 199V198H167ZM185 199V198H184ZM253 199V198H252ZM251 199V200H252ZM59 200V199H58ZM78 200V199H77ZM79 200H81V201H83L84 199H79ZM98 200V199H97ZM135 200H136V203H135ZM144 200V199H143ZM146 200V199H145ZM179 200V199H178ZM240 200V199H239ZM238 200V201H239ZM175 201V200H174ZM186 201V200H185ZM185 201H183L182 203H184ZM191 201H192V199H191ZM207 201V200H206ZM235 201V200H234ZM242 201H244V200H241V202ZM246 201V200H245ZM71 202V201H70ZM181 202V201H180ZM190 202V201H189ZM252 202V201H251ZM254 202V201H253ZM261 202V201H260ZM50 203V202H49ZM68 203V202H67ZM163 203V202H162ZM181 203V204H182ZM192 203V204H193ZM234 203V202H233ZM262 203H263V201H262ZM77 204H78V202H77ZM77 204H75L76 206H77ZM151 204V203H150ZM168 204V203H167ZM185 204H186V202H185ZM188 204V203H187ZM187 204H186V206H187ZM204 204V203H203ZM206 204V203H205ZM218 204V203H217ZM248 204V205H247ZM44 205V204H43ZM59 205V204H58ZM67 205V204H66ZM190 206H191V208H193L192 207V205H191V202H190V204H189ZM214 205V204H213ZM219 205V204H218ZM237 205V204H236ZM65 206V205H64ZM75 206V207H76ZM166 206V205H165ZM217 206V205H216ZM109 207H113L112 206V204H109ZM160 207V206H159ZM168 207V206H167ZM170 207V206H169ZM168 207V208H169ZM199 207H201V208H203L204 206L202 205V206H199ZM208 207H210V204H208V206L206 207L207 209H208ZM213 207V206H212ZM217 207H219V206H217ZM221 207V206H220ZM239 207H241V206H239ZM55 208H57V207H55ZM67 208V207H66ZM78 208V207H77ZM76 208V209H77ZM107 208H108V206H107ZM158 208V207H157ZM183 208V207H182ZM186 208V207H185ZM188 208H189V206H188ZM197 208V207H196ZM195 208V209H196ZM223 208H224V206H223ZM235 208H238V207H236L235 206ZM245 208V207H244ZM62 209V208H61ZM113 209V208H112ZM200 209V208H199ZM242 209V208H241ZM240 209V210H241ZM59 210H60V208H59ZM65 210V209H64ZM79 210V209H78ZM169 210V209H168ZM206 210V209H205ZM226 210V209H225ZM230 210V211H231ZM62 211V210H61ZM66 211H68V209L66 210ZM96 211V210H95ZM109 211H110V209H109ZM244 211V210H243ZM56 212H57V210H56ZM122 212V211H121ZM134 212V213H135ZM199 212V211H198ZM76 213V212H75ZM93 213H94V211H93ZM97 213V212H96ZM109 213V212H108ZM169 213V212H168ZM179 213V212H178ZM71 214H72V212H71ZM74 214V213H73ZM83 214V213H82ZM112 214V213H111ZM167 214V213H166ZM70 214H68V216H69ZM76 215V214H75ZM81 215V214H80ZM89 215H91V214H89ZM168 215V214H167ZM231 215V214H230ZM59 216H60V214H59ZM58 216V217H59ZM73 216V215H72ZM83 216V215H82ZM92 216V215H91ZM91 216H90V218H91ZM95 216V215H94ZM125 215H123L122 217H124ZM169 216V215H168ZM172 215H170L169 217H171ZM203 216V215H202ZM206 216V215H205ZM205 216H203V217H205ZM70 217H71V215H70ZM80 217V216H79ZM86 217H87V215H86ZM128 217H130V216H128ZM133 217H134V215H133ZM181 217V216H180ZM183 217H186V216H183ZM85 218V217H84ZM125 218V217H124ZM176 218H178L179 219V217H176ZM187 218V217H186ZM231 218V217H230ZM61 219H63V218H60V220ZM76 219V218H75ZM88 219V218H87ZM130 219V218H129ZM172 219H174V218H172ZM191 218H189L188 219V221L190 220ZM41 220H43V224L45 225V227L44 228H42V229H38V230H36V229H31V228H33V227H28L25 223H27V222H29V221H31V222H33V226H36V225H38L39 223H41ZM54 220V219H53ZM57 220H59L58 218H57ZM68 220V219H67ZM71 220V219H70ZM110 220H113V218L112 219H110ZM128 220V219H127ZM180 220H183V219H181L180 218ZM185 220V219H184ZM200 220V219H199ZM246 220H248V222L246 221ZM56 221V220H55ZM54 221V222H55ZM65 221V220H64ZM105 221H106V219H105ZM124 221H125V219H124ZM134 221V220H133ZM137 221V220H136ZM186 221V220H185ZM187 221V222H188ZM198 221V220H197ZM202 221V220H201ZM235 221V220H234ZM233 221V222H234ZM56 222H58V221H56ZM66 222V221H65ZM110 222H112V221H110ZM109 222V223H110ZM115 222V221H114ZM114 222H113V224H114ZM116 222H118V221H116ZM178 222V221H177ZM184 222V221H183ZM186 222V223H187ZM191 222H192V219H191ZM191 222H189V224L191 223ZM82 223V222H81ZM119 223V222H118ZM126 223V222H125ZM136 223V222H135ZM139 222H137V224H138ZM179 223H180V221H179ZM182 223V222H181ZM197 223V222H196ZM61 224V223H60ZM63 224V223H62ZM61 224V225H62ZM76 224V223H75ZM96 224H98V223H96ZM112 224V223H111ZM185 224V223H184ZM199 224V223H198ZM197 224V225H198ZM239 224V225H240ZM55 225H57V224H55ZM59 225V224H58ZM64 226H65V224H63ZM62 225V226H63ZM67 225V224H66ZM81 225V224H80ZM157 225V226H158ZM181 225V224H180ZM196 225V226H197ZM238 225V224H237ZM60 226V225H59ZM87 226V225H86ZM90 226V225H89ZM111 226V225H110ZM114 226H115V224H114ZM113 226V227H114ZM120 226V225H119ZM179 226V225H178ZM188 226H190V225H188ZM187 226V227H188ZM250 226H251V224H250ZM249 226V227H250ZM5 227H8V228H5ZM52 227H53V225H52ZM76 227V226H75ZM97 227H99V226H97ZM112 227V226H111ZM159 227V226H158ZM180 227H183V226H180ZM192 227H194V225L192 226ZM253 227V226H252ZM253 227V228H254ZM59 228V227H58ZM88 228V227H87ZM86 228V229H87ZM123 228V227H122ZM160 227H159V229H161ZM166 228V227H165ZM179 228V229H178ZM184 228H186V227H184ZM191 228V227H190ZM195 228V227H194ZM55 229V228H54ZM77 229V228H76ZM89 229V228H88ZM87 229V230H88ZM138 229V228H137ZM148 229V228H147ZM146 229V230H147ZM163 229V228H162ZM177 229V230H176ZM188 229V228H187ZM192 229V231H193V228H191ZM249 229V228H248ZM252 229V228H251ZM57 230V229H56ZM127 230V229H126ZM182 230H183V228H182ZM196 230H197V228H196ZM250 230V229H249ZM254 230V229H253ZM59 231V230H58ZM60 231H61V229H60ZM138 231V230H137ZM191 231V232H192ZM225 231V230H224ZM48 232V231H47ZM67 232H68V230H67ZM66 232V233H67ZM82 232V231H81ZM151 232V231H150ZM189 232H190V229H189ZM199 232H200V230H199ZM69 233V232H68ZM108 233V232H107ZM194 233V232H193ZM198 233V232H197ZM232 233V232H231ZM78 234V233H77ZM80 234V233H79ZM165 234V233H164ZM167 234V235H168ZM61 235V234H60ZM132 235V234H131ZM147 235V234H146ZM166 235V236H167ZM198 235V234H197ZM252 235V234H251ZM54 236H56V235H54ZM65 236V235H64ZM78 236V235H77ZM129 236V235H128ZM127 236V237H128ZM153 236V235H152ZM169 236V235H168ZM180 236V235H179ZM179 236H176V237H179ZM184 236V235H183ZM188 236H190V235H188ZM253 236V235H252ZM69 238H70V236H68ZM126 237V236H125ZM132 237V236H131ZM145 237H147V236H145ZM196 237V236H195ZM233 237V236H232ZM51 238V237H50ZM76 238V237H75ZM78 238H79V236H78ZM103 238H105V237H103ZM122 238H124V237H122ZM132 238H134V237H132ZM131 238V239H132ZM135 238H137V237H135ZM153 238V237H152ZM166 238V237H165ZM169 238V237H168ZM175 238V237H174ZM174 238H172V239H174ZM197 238V237H196ZM59 239H61V237H59ZM68 239V238H67ZM66 239V240H67ZM77 239V238H76ZM76 239L75 240H73V241H76ZM126 239V238H125ZM149 239V238H148ZM176 239V238H175ZM174 239V240H175ZM80 240V239H79ZM78 240V241H79ZM94 240V239H93ZM121 240V239H120ZM134 240V239H133ZM58 241V239L56 240V242ZM60 242H61V240H59ZM64 241V240H63ZM90 241V240H89ZM108 241V240H107ZM122 241V240H121ZM127 241V240H126ZM129 241V240H128ZM127 241V242H128ZM143 241H145L144 240V238H143ZM195 241H197V240H195ZM221 241V240H220ZM146 242V241H145ZM157 242V241H156ZM155 242V243H156ZM161 242V241H160ZM163 242V241H162ZM193 242V241H192ZM257 242V241H256ZM55 243V242H54ZM80 243V242H79ZM135 243V242H134ZM133 243V244H134ZM140 243V242H139ZM260 243V242H259ZM57 244V243H56ZM59 244V243H58ZM72 244V243H71ZM98 244V243H97ZM101 244H102V242H101ZM105 244V243H104ZM119 244V243H118ZM123 244H125V243H123ZM122 244V245H123ZM129 244H131V243H129ZM133 244H131V245H133ZM165 244V243H164ZM167 244V243H166ZM174 244V243H173ZM54 245V244H53ZM135 245V244H134ZM153 245V244H152ZM168 245V244H167ZM195 245H196V243H195ZM198 245V244H197ZM220 245V244H219ZM253 245V244H252ZM57 246V245H56ZM59 246V245H58ZM116 246H118V245H116ZM129 246V245H128ZM179 246V245H178ZM227 246V245H226ZM258 246V245H257ZM120 247H121V245H120ZM141 247V246H140ZM215 247V246H214ZM223 247H224V245H223ZM250 247V246H249ZM69 248V247H68ZM75 248V247H74ZM88 248V247H87ZM101 248V247H100ZM117 248V247H116ZM130 247H128V249H129ZM131 248H133V247H131ZM195 248V247H194ZM73 249V248H72ZM128 249H126V250H128ZM169 249V248H168ZM172 249V248H171ZM193 249V248H192ZM215 249H217V248H215ZM225 249V248H224ZM255 249V248H254ZM53 250V249H52ZM54 250H55V248H54ZM53 250V251H54ZM70 250V249H69ZM68 250V251H69ZM130 250V249H129ZM136 250H137V248H136ZM195 250V249H194ZM211 250V249H210ZM233 250V249H232ZM256 250V249H255ZM138 251V250H137ZM171 251V250H170ZM209 251V250H208ZM220 251V250H219ZM218 251V252H219ZM249 251V250H248ZM257 251V250H256ZM49 252H51V251H49ZM56 252V251H55ZM71 252V251H70ZM132 252H134V251H132ZM179 252V251H178ZM187 252V251H186ZM214 252V251H213ZM213 252H211L212 254H213ZM216 252V251H215ZM252 252V251H251ZM53 253V252H52ZM57 253V252H56ZM173 253H175V252H173ZM195 254H197V253H199V252H194ZM202 253V252H201ZM205 252H203V254H204ZM211 253H209L210 255H211ZM215 254V253H214ZM69 255V254H68ZM84 255V254H83ZM158 255V254H157ZM188 255V254H187ZM199 255V254H198ZM198 255H197V258H198ZM201 255V254H200ZM219 255V254H218ZM48 256V257H47ZM55 256H57V255H55ZM54 256V257H55ZM123 256V255H122ZM202 256V255H201ZM88 257V256H87ZM86 257V258H87ZM194 257H196V256H194ZM200 257V256H199ZM241 257V256H240ZM51 258H53V257H51ZM85 258V257H84ZM106 258V257H105ZM196 258V259H197ZM213 258V257H212ZM256 258V257H255ZM59 259H60V257H59ZM78 259H80V258H78ZM184 259V258H183ZM193 259V258H192ZM54 260V259H53ZM53 260L51 259V262L53 263ZM55 260H57V259H55ZM102 260V259H101ZM189 260H191V258L189 259ZM188 260V261H189ZM113 261V260H112ZM194 261V260H193ZM192 261V262H193ZM118 262V261H117ZM176 262V261H175ZM191 262V263H192ZM55 263V262H54ZM59 263V262H58ZM70 263H71V261H70ZM115 263V262H114ZM220 263V262H219ZM60 264V263H59ZM110 264V263H109ZM118 264V263H117ZM126 264V263H125ZM188 264H190V263H188ZM194 264V263H193ZM202 264V263H201ZM208 264V263H207ZM214 264V263H213ZM217 264V263H216Z\"/></svg>",
	"mask_w": 264,
	"mask_h": 264
}]
</instances>
